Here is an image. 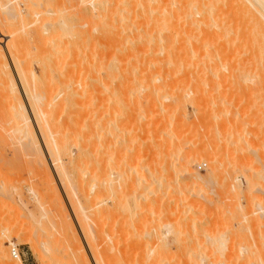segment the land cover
I'll return each mask as SVG.
<instances>
[{
	"label": "rangeland",
	"instance_id": "1",
	"mask_svg": "<svg viewBox=\"0 0 264 264\" xmlns=\"http://www.w3.org/2000/svg\"><path fill=\"white\" fill-rule=\"evenodd\" d=\"M44 1L45 0H29V1L28 0H0V31H2V33L5 32L4 34L8 35V36H3L0 33V37L2 38V41H4L3 39H5L8 42L7 43L5 41L7 46H8V49L6 50L7 51L6 55H8V56H6V58H8V59H5L6 62H8V63H7V67H5V69L7 71H9V73L7 71H6L7 72L6 73L4 68L0 67L6 73V79L4 77V79L6 80L5 81L2 77L3 73L0 70V72H1L0 74H1V77L3 79L2 81H0V238L2 239V241L4 243V248H6L7 251L9 252V255H11L10 256L11 257L10 263L14 264L19 259L18 257L15 258L11 253L12 247L17 246V248L19 249V251L22 254L20 259L23 261L24 264H43V263L44 264H87L86 261L88 263L89 262L91 263V259L93 262V257H94V260H96V263H98V264H264V86L262 85L263 86L262 87L261 85H259L261 81L257 80L259 78L258 77L259 74H261L258 72L259 71L258 67L255 68L256 67L255 65H254V67L252 66V64L257 63V62H253V61H256L260 56L256 55L255 57H258V58L255 60L254 56L250 57V55H249V54H251V52H253V50L255 48H258L256 46L258 44L257 43L258 41H256L258 38H257V36H255V38H254L253 37L254 35L252 34L253 33L252 30H254V31H256L255 35H258L257 30L254 29L255 27L251 26L252 24L251 25L250 24H247V25L244 24V27H245V25L246 26L250 25L251 27H249V28L254 27L249 33L247 31H245V34H247V35L242 34L244 37L240 36L241 34H238V31L240 30V32H241L242 28H239L238 31H236V30L233 31V29H231L232 32H237L238 35L237 34L232 35L233 33H231V30H230L229 33H231L232 37L228 38L227 34L225 36H226V38H228V40H226L225 36H224L225 39L222 37V41L226 40L225 42H221L219 40V38L221 39V37H218V40H219L218 43H220V44L225 43L226 45L231 43L232 45H234L233 38H234V42H235V40H236L235 38L238 36L237 37L238 43L235 42V45L237 44V47L236 46H234V47H236L237 50L240 48L241 49H240V51L236 50L237 52H234L232 55H230V57L227 58V60H229V61L232 60L234 63V64H232L230 61V68L227 67L229 65V63L227 64L224 59L222 60L221 58H219V57L217 58L215 56H214V59L219 60L218 62H220V59H221L222 65L221 64L220 65L223 67V70L227 72V69L229 68L228 70H229V73L231 75L228 72L227 73H228V76L230 75L232 77L236 76V75H234L235 73H233V71L235 70V68L237 69L235 71H238L239 64L237 62H240L241 67L245 72L243 74V72H242L243 70L242 71L239 70L240 71L239 74H241V72H242V75H243V77H242L241 75L238 74L239 77H236V78H240V76H241V79L238 80L239 83L237 82L236 78L235 79L233 78L234 79V81H233V79L230 76H229V78H227L228 76L226 77V75L224 76V71L222 72V67L219 64L217 66L218 62L214 59L213 60L210 59V57H208V58H209V61L210 60L212 61L211 65L214 66V63L216 61V63H215L216 69H214L213 73L216 70H217L216 72H218L219 71L218 68L220 69V67H221V72L223 74L221 73V74L217 75L218 77L220 76V78H218V79L219 80L221 79V81L217 80V77L215 75L214 76L215 81L217 80L216 81L217 84L215 85L216 82L215 81H214L215 83L213 82V80H214L213 75L214 74H209L210 72H212L210 70V71H208L209 73L207 76H204L202 74V73L205 74L207 72H200L199 73V74H202L203 76H200L199 74L195 73L199 77H196L197 75L193 74V75H195L196 78H198V82L197 81L194 82V79H193V81L187 80L188 81L187 82L185 80V77L187 76L185 74L186 72L181 69V66H180V69L176 68L177 67V65H176L177 61H175L176 63H174V60L178 57L179 58L178 62H179L180 57H181V56H177L178 51L175 50V49L179 50V53H180V49L182 48V46H181V48L178 47L179 49L177 48V45H178L177 43H179L177 41V39L180 38L179 36L181 35L183 37V38L182 37L181 38L183 39V41H185L186 39L184 40V38L186 36L188 37V35L185 33V31H183L184 25H183V30H181V28H182V27H180L181 24L179 25L176 22L177 20L175 18H174V20L173 19L171 20V17L170 18H160V19L157 18L161 25L156 21H155L156 23L155 22L153 23L156 16L159 17L158 16L159 14L157 12H156V14H154L155 11L152 12L151 16L152 17L154 16L155 18L153 19L150 17L152 20V21H150V19L146 18L147 17L146 13H148L150 11L149 10L150 7H148L147 5H143V4H142L143 6L141 5V6H135L134 7V5H132L133 0H131V1L127 0L126 2H124V0H123V2L125 4H122L121 0H84L83 2H81L82 0H65V1L64 0H46V2L43 3ZM128 1H130V3H128ZM148 1L149 0H147L146 2L149 5ZM171 1H173V0H170V2ZM146 2H145V4H146ZM17 4H18L19 8H18ZM56 4L58 6L59 5H61V6L58 7ZM115 4H116V6H115ZM117 4L120 6L123 5L124 7H126V10L124 11V12H126V15L121 14V15H123L122 17H124V15H125V18H122L123 20H121V21H120V17H116L117 10H118V8H120V6H118ZM126 5H128V6L130 5V6L127 7ZM66 6H68L69 10L64 9V8H67ZM144 6H146L145 9L142 8ZM77 8L79 10L78 13L76 12V11H78ZM146 9H148V11ZM171 9L172 8L170 7V11H171ZM19 10H22L23 12L22 11L18 12ZM58 10H60V11L62 10L61 12H63V13H64V10H65V12L67 10L70 11V12L67 11V13L63 14V17L68 16L67 18L69 21H71L72 23H76V25L73 24V26H75V27H73L69 23L72 26V30H71V26L69 25L70 26L69 32L64 31L66 26L63 28V27H61L63 25H60L57 23L60 21V19L62 20V18H63V17L60 18L61 16H59V15H61V13H59ZM80 10H82V11H80ZM136 10L138 12H136ZM104 11H106V12H104ZM127 11H128V13H127ZM108 12H110V13H108ZM137 13H141V14H137ZM85 14L87 15V19H85V16H86ZM109 14L112 17L113 16L115 17V18L113 17V19L115 21H113V20L110 21L109 19L110 18L112 19V17H110V16H109V19L107 18V16L105 17V15H109ZM137 15H138V17H137ZM143 15H145L146 17ZM82 17L85 19V21H84V19L82 20ZM144 17H145V19H144ZM104 18L108 19V20H105ZM128 18H129V20H128ZM139 18L142 22L139 21ZM142 18L144 19V21ZM161 19H163V20H161ZM81 20L86 23V25L83 26L84 30L87 31V32H85L86 34H83L81 30H80L81 32L78 31L77 30L78 27L76 29V26L79 25L80 22H82ZM146 20H148V21H146ZM169 20H171L172 23ZM1 21H2V23H1ZM106 21L107 22L109 21V24ZM110 22H112V23H110ZM133 22H136V23H133ZM173 22H174V24L175 23L178 24L177 25L178 28L180 27L178 29L175 26L174 29L181 30L186 35L183 34L182 32H181L182 34H180V32H179V36H178V33L177 34L175 33L178 31H174L173 27H171V26H173ZM127 23H128V25H127ZM151 23H152V25H151ZM179 23H180V21H179ZM111 24H113V25H111ZM136 24H137V26H136ZM166 24H168L167 26H169V24H170L171 28L170 27L167 28ZM133 25L135 27H133ZM118 26H120V27H118ZM122 27H124V28H122ZM144 27H147V28L149 27L150 29L149 28L146 29ZM240 27H242V26H240ZM66 28H68V27H66ZM164 28H167V29L165 30ZM233 28H236V27H233ZM249 28L246 27L245 29H249ZM62 30H63V32H62ZM149 30H151V31H149ZM167 30L169 32H171V31L173 32L171 35L172 37L175 35H176V37L170 38V33H169V35H167L168 34ZM196 30H198V29H195L192 32H190V35L194 31L196 33ZM74 32H76V33L80 32L81 35H79L80 33L75 34ZM136 32L138 33V35ZM111 33H114V34H111ZM163 33H165L167 36H169L168 40L165 39V37H163V36L161 38L162 40L163 39L166 40V41H162V42L166 43L164 45H166V46L168 45L167 46L168 49L166 50V48L164 47L165 50H163L164 48L162 49L163 45L161 43L160 46L158 45L159 52L157 51L156 53H158L157 54L158 56L161 55V53H162L161 60H160L161 63H162V60L164 58H166V59L163 62H165L166 60H169L168 62H170V63H171L170 57H171V60L174 59L172 61L173 66H176L174 68H172L173 67L172 65L169 66L168 64H170V63H168L166 61L167 64H166V62H165V65H164V63H162L163 66H165V67H166V65H168V67L165 69L164 67H162V64L161 65L159 64L160 61H157L158 59H160V57L158 58L156 55H153V57L155 58L154 59L151 56L152 55L151 54L152 53L151 48H152V51L157 50L156 45L160 44V42H158V41L160 40V37H161L159 35H161V34L163 35ZM195 33H193L192 36H194ZM229 33H228V35H229ZM70 34L71 35L74 34L73 37L70 36ZM122 34H123V36H122ZM152 35L153 36L155 35L154 37L156 40H154L153 37H152V39L150 38ZM231 35H229V36H231ZM119 36L121 37V39ZM144 36H146L147 39L148 38H150V39L147 40ZM134 37H135V39H134ZM190 37L191 36H189V38ZM194 37H191V38L194 39L193 40L194 44H196L197 40H196V37L195 38ZM247 37H248V39L251 37L253 39H255V40H253V44H254V42H256L255 43L256 45H254L255 48H250L251 50L249 49L250 53L247 52L248 51L247 48H249L247 46H251L248 43H246V41H245V40H248ZM181 38H180V41L182 42ZM242 38H245V39H243V41H242ZM59 39H61V40H59ZM124 39H125V41L122 42ZM69 40H72V41L74 40V42H76V43L74 44L72 41H69ZM187 40H189V39H187ZM191 40L192 39H190L189 41H191ZM195 40H196V42H195ZM65 41H66V44H65ZM80 41H82L81 43H83L82 44L83 46H80L81 45ZM130 41H133V42H130ZM147 41H148V43H147ZM189 41H185L184 43L182 42V44H184L186 46H191L189 44L188 45L186 44V42L193 44V42H189ZM244 41L246 44L244 43ZM250 41H252V40L249 39V42ZM67 42H68V44H67ZM126 42H128V43H126ZM59 43L60 44L62 43L61 44L62 46ZM137 43H138V45H137ZM154 43H155V45H154ZM250 43H252V42H250ZM58 44H59L60 48L58 47ZM73 44L76 46L75 49H76V51L78 50L77 51L78 54L76 53L75 49H74V51L72 50L74 47V46H72ZM124 44H126V45H124ZM144 44H145V48H147V49H144V46H141ZM152 45L156 46V49L154 47H152ZM171 45H173V47H174V45H176L175 46L176 48L174 47V52H173V48L169 47ZM242 45H247V46H245L246 47L245 48ZM69 46H70V48H69ZM77 46L82 48V50H83L82 53L80 50L81 48L78 49ZM125 46H127V47H125ZM178 46H180V45H178ZM83 47H84V49H83ZM148 47L150 48V51H148V49H149ZM238 47H240V48H238ZM67 48H69V49H67ZM169 48H171L173 54L171 53V50ZM245 49H247V50H245ZM242 50L244 52L246 51V53H243ZM59 51H60V56H62V58L60 56H57V55H59L58 54ZM71 51L75 52V54L78 56V59L74 58V56H76V55H73V52H72V55H73L72 59H75L76 63L78 61L79 63H77V64H79V66H81V67H79L76 64V68L75 67L74 68L72 67L73 69L71 68L70 64L72 62L68 57L71 55L70 54ZM165 51H167V52H165ZM10 52L12 53V55ZM68 52H70V53H68ZM138 52L140 55L138 54ZM153 52H155V51H153ZM164 52L167 54L164 56V58H162ZM241 52L243 54H247V53L248 54H247V56H245V55L243 56V54H241ZM64 53H66L67 55ZM169 53L172 56H170ZM236 53L238 54L239 57H236L237 56ZM256 53L258 54V51H256ZM68 54H70V55H68ZM79 54L81 55V58H80ZM240 54L242 55V57H244V59H245V60L243 59L244 61H246V59H247L246 62H244L242 59H240V57H241ZM254 54H255V52H254ZM10 56H12V57H10ZM105 56H106V58H105ZM112 56H114V58ZM144 56H146V57H144ZM155 56L157 57V59ZM70 57H72V56H70ZM111 57H112V59H111ZM148 57H150V58H148ZM85 58H86V60H85ZM99 58H101V60H104L105 62H106L105 59L108 60L106 62L107 65L102 66V68H105L104 70L103 69L101 70V65H103L102 63H104V61L103 62L100 61ZM146 58L151 63L148 62ZM212 58H213V56H212ZM250 58L252 60V61L250 60L252 63H250V61H249ZM53 59H54V61H53ZM61 59H63V60H61ZM64 59L66 62L64 61ZM80 59H82V61L84 60V62H82ZM94 59L98 60V64H95L97 62H95ZM113 59H115V60H113ZM13 60L16 64L14 62H13L14 64L12 63ZM68 61L70 63L68 64V67H66L65 64ZM136 61H138V63ZM144 61H146V62H144ZM154 61H155V64H154ZM223 61H225V62H223ZM61 62L64 64V66L59 65V64H62ZM110 62H111V64L109 65ZM130 62H132V63H130ZM152 62H153V65H152L153 68H156V70L154 69L155 70L154 72L157 71V73H152V74L157 75L156 76L157 78H158V76H159V78H163L165 75L167 76V74L170 73L169 71L171 68L173 70L170 74H168L170 77L171 76L173 77L174 75H175L174 77H176V76L178 77L179 70H182V72L180 71L179 77H181V73L185 72L184 73L185 75L183 74L184 77L182 76L183 77L182 80L184 81V83L186 82L185 88L187 90L185 88L178 90V91H180V93L183 91L181 93L183 95L177 94V95H179V98H177V95L174 94L177 92L174 89L172 90L171 87H168L166 90L159 93L160 90L162 91V88H161V89H159V92L158 91L157 92L160 95H162L161 96L162 97L161 98V103H162L161 105L162 106L160 105V103L158 104L157 102L155 103L156 105H149L148 104L149 103L148 95L150 94L149 93L150 89L146 88V87H149L147 84L148 81H147V79H145L143 77L144 75H141L143 80H142V78L139 79L140 76L135 75V74L139 73V70L141 69L139 66L137 67L138 72L135 71L134 68L136 69V66H135V64H136V65H140V66L143 65L142 68H144V69L145 68L147 69V67L150 69V65L152 64ZM81 63H84L87 65L88 68L85 66L87 68V71L85 70L86 69L85 67H84L85 69L82 68L84 66V64H81ZM141 63H143V64L141 65ZM144 63H146V64L150 63V65H148L146 67V64L144 66ZM223 63H226V64H224V66H226L227 68L223 66ZM258 63H259V61H258ZM73 64H75L74 61H73ZM73 64H71V65L73 66ZM120 64H122L124 67L122 65H121L122 66L121 67ZM209 64H210V62H209ZM231 64H232V66H231ZM5 65H6V63H5ZM96 65H98V66L100 65V67H98L97 70L98 69L101 70L100 73L103 76L105 75V70L108 72V71H110L111 68H112L111 71L114 68V70H113L114 72H112L113 75L115 74V71H116L117 76L120 75V77H117L118 80H116L117 79L116 74H115L116 79H113L114 77L112 78V76H113L112 74H111L112 76L109 75L107 77V75L109 74L108 73L104 77L105 78L107 77L109 80L102 77L103 80H105V81L104 82L100 81V83H105V84H100L98 81L100 79L98 78V80H97V77L94 78L96 73L98 72L97 70L96 71L93 70L94 67H96ZM248 65H250L249 68H248ZM15 66H16V69H14ZM116 66L120 67L121 69L126 67L127 69H122L120 71V68H117ZM127 66L128 67L130 66L129 67L130 69H128ZM233 66H235V67L233 68L234 70L232 71ZM57 68L61 69V70H57ZM65 68H67L66 72H68V75L65 74V77H64V73H63L64 71L63 70H65ZM68 68H70V70L72 69L74 76H76V74L78 75L77 78L80 79V81L77 79V82H75L74 79H76V78L74 77V79H73V77H70L72 75V73H71V75H69L70 70ZM90 68L94 72L92 73L90 71L91 74L87 73L88 75H86V76H88V78L84 77V71L86 74V72H88L89 71L88 69H90ZM153 68H152V71H153ZM160 68H161V71H163L162 70L163 68L166 71V74H164L163 76L161 75L162 73H160L161 72ZM175 68L177 69L176 72H178V74L175 72V70H176ZM247 68H248V70H247ZM74 69L75 70L77 69L76 73L74 72ZM11 70H13V71H11ZM14 70L15 71L17 70V72H15ZM55 70H56V72H55ZM78 70L81 71V72L79 71L80 72L79 74H78ZM124 70H125V72L123 73L124 74L123 75L122 72ZM129 70L135 71L136 73H134L132 71L129 72ZM252 70H253L254 74L251 72ZM255 70L257 72H254ZM61 71H63L62 72L63 75L61 77H64L62 79V80H64L63 84H62V81L59 82L61 80V78H59V76H60L59 74L61 73ZM127 71L130 74L128 73L127 75H125ZM141 71H142V69L140 70V72ZM149 71L152 72L151 70H149ZM165 71H163V72H165ZM173 71H174V73H173ZM231 71H232V73H231ZM246 71H249V72L246 73ZM5 73L3 75H5ZM147 73H148V69H147ZM218 73H220V71ZM218 73H216V74H218ZM250 73H252V74H250ZM89 74L90 75L94 74V75H92L93 77H90ZM101 74L98 73L97 76L101 78V76H102ZM142 74H144V72ZM189 74H188V76H189ZM246 74H250V76L247 77ZM79 75H80V78H79ZM122 75L124 77L127 76L125 78L126 79L125 81H127L128 83H129V78L131 77L130 75L133 76L130 78V81H132V78H134L133 79V81H134L137 76H138V78H136L135 81H137V80L138 81L136 84H133V85H131L132 83L130 82L129 83L130 85H129L127 82L123 81L124 79H123ZM154 75H153V78L155 77ZM160 75H161V77H160ZM193 75L191 74V79L194 77ZM254 75L256 76V79H255ZM67 76L69 79L72 78L73 79L72 81L79 84V85L77 84L76 87L77 86H78V88H80V87L82 88V86L83 87L84 86L89 87V86H86V84L89 83L91 86L90 88L94 89V92H96V94L98 93V94L102 95V97L104 96L103 98H105V96L107 97L106 103H107V101H109L107 103L109 105L107 106L105 104L107 106L106 107L105 105L102 104L101 105L102 107H100V109L102 108L101 110H103L104 106H105L106 108L104 110L107 111L106 109H108V107L110 106L109 111L111 112V114H113V115H109L110 114L109 111H108V113L107 112L102 113V116H105V117H103L104 121H105V119L108 118L106 120L107 123L105 121V125L107 126L108 123H110L109 124L110 129H106L109 127H106V128L104 127V129H103V127H102V126H104L103 125L104 121H103V124L101 126V131L103 130L104 132L107 133V135L109 132H111V134L113 135L112 131L115 133L114 137L112 135H110V133H109L110 137H112V142L110 140V137H108V139H107L108 141H106V140H105L106 142L104 141V144H106L108 142L109 150L111 148H113L116 144H117L116 147H118L119 145L123 146L124 145L123 142H125V140H127V139H129L131 141V139L134 138V136L132 134H134V133H136V131H138L136 133L138 136L136 134H134L135 135V138H134L135 141H133V143L132 142L130 143L127 141L128 144L126 145L127 142H125V145L123 146V148H121L120 146L118 147L120 149H124L125 146H127L126 147L127 150H130L131 152L134 151L135 154L128 151V154L129 153H130V155L133 154L132 155L133 159L131 158V156L127 157L128 154L125 155V158H124V156L122 154L124 151H122V150L118 151L117 148L116 149L113 148L116 151L112 152V150H111L112 153L116 152L118 154V152H119L120 154L118 156L119 158L115 162L113 161V164H112V162H110V161L114 160L115 156L113 158L112 154H111V156L109 154L111 152L107 153L108 150L106 148H108V147H106V145L108 146V144H106L105 147L102 146V148L104 147L103 149L104 150L106 149L107 151L103 150V153L100 154V157H101L100 159H103V157L101 155H103L105 153L107 154V156L104 155V157H106V158L109 157V159H110L108 161L109 166H108V164L107 165L103 164V165H105L104 166L105 168H106V166H108L109 168L108 167L107 168L111 170L110 171L107 169L108 172L110 171L112 173L119 172L118 171V170H120L118 168L119 166L120 167L122 166V168L127 169L126 165H128L130 163V161L128 163L127 160L132 159L133 162L131 160V164L132 165L135 164V166L134 167L132 166L131 171H133L134 169L137 170V168H138V171H135V172L133 171L132 174L130 172L131 177L133 179H134V177H136L134 179V181L136 182V186H138V187H140L139 185H141L142 187L143 186L145 187V185L146 184L148 185V183H149V185H153L152 187L150 186L148 188L152 189V190L154 189L153 190L154 194H152V196H155V197H153L154 199L156 198L157 195H159L160 190H161L160 193H162L164 186L166 184H168L167 182H169L167 187L165 186L166 187L165 190H168V191H165L166 192L165 193L163 190V192L165 193V196H164V194H163V196H164V198L166 197L163 202H165L166 207H167V208H165L166 211H164L163 215H161L157 209H156L157 211L156 210H153V211L149 210L148 211L145 208V209H143L144 211L146 210L144 212L143 210H141L139 205H138V207L140 209L138 210L136 208L137 206H134L136 204H134V205L131 204L133 201L131 202V201L126 200V197L123 198L125 201L123 199L121 201V198L117 199L115 196H113V198H112V195L109 196L110 191H108V193H106L107 195L104 196V198L100 197V196L98 197V195L96 196V191L98 192V190H99V188H97L99 186V184H98V186H96L97 184H95V183H99V179L96 177V169H98L97 166H99V165H97L98 163L96 164L95 161H97V158L99 155L97 156V158H95L96 155H95V153L93 154V155H95L94 158L96 160L95 161L90 160L93 163L95 162L94 164L93 163L91 164V162L88 159V158H90V156L87 157L88 155L83 154V155H85V157H83V156H80V153H82V152L79 153V151H81V149H80L81 145L84 144V142H83L84 139L78 141L80 139L79 138L80 132L78 130L81 128L80 126H82L83 123L85 124L84 115L81 117L80 115L75 113L76 115L75 114L74 115L76 118L72 119L71 117H69V111L68 110H67L68 112H65L66 110L63 108L57 109V105H54V104H56V102L53 104L54 99L56 98L55 95L63 96V92H62L63 89L60 88L61 85H64L65 88H66L67 84H69L67 86L68 88H69V86L72 87V85H73V82L71 81V79L69 80L70 83L68 82V83L64 84L65 82L68 81ZM166 76H165V78L167 79L168 76L167 77ZM9 77L10 78L13 77L12 78L13 80L10 79ZM147 77H148V75H147ZM174 77L167 79V81L168 80L173 81V82L178 81L179 77L178 78L176 77L177 79ZM202 77H204L205 79H206V77L211 78L210 80H208V78H207L206 81H208V82L212 81L211 83L215 85L212 88L216 87V89L214 88L212 90V88H211L212 85H210V86H208V85L206 86V84L202 85V83H203V82H201V80L203 79ZM120 78H122V79H120ZM148 78H150V77H148ZM159 78H158V80H159ZM199 78H201V79H199ZM222 78H223L225 84H222ZM230 78L232 79L231 81H230ZM245 78H246V80H245ZM84 79H86L87 81L89 79L90 81H88V82L86 81L87 83H84L85 82ZM110 79L111 80L113 79L112 82H110ZM144 79H145L146 83L141 85L142 82H140V81L142 80L143 82H145ZM164 79H161V82L164 83L166 81V79L165 80ZM172 79H176V80H172ZM186 79H187V77H186ZM205 79H203V81ZM226 79H227V82H226ZM95 80H97L96 82L99 83L98 86L104 85L105 87L109 86L113 82L115 83V81H117V84L114 85V86H116L122 80L124 83L128 84L129 88L132 90H129L127 88L128 86L124 87L123 85H126V84H124V83L121 84L122 81L120 83V86H121L120 91H119V88H120L119 86H116L119 88H114V86L112 87V88L116 89V91L114 93L117 95L119 94L118 96L120 98H123V100H122L123 102L121 101V103H120L119 101H115V99L117 97H116V95H114L115 98L113 101L120 103V104L115 105L116 107H118V108H116L113 106L112 99H109V97L111 98L113 95H111V93L106 94V92H109V89H112V88H109L110 87L109 86V87H106L107 90L106 89L104 90V88L101 86V88H103V91H97V89L95 90V88H93L94 86L95 87L97 86ZM106 80L110 82V83L108 82L109 85L106 84L107 83ZM155 80L156 79H154V82H155ZM158 80H156L155 83L156 84H162L160 81L158 82ZM182 80L181 81L179 80V82H182ZM199 80L201 82V87H200L201 94L199 93L200 92L199 90H198L199 92L197 91V89L199 87L193 86L194 83H200ZM254 80L256 82H254ZM240 81L242 83H240ZM244 81H246L247 83ZM80 83H81V85H80ZM152 83H153V81H152ZM155 83H153V84H155ZM187 83H189V84H187ZM55 84H56V86H55ZM138 84H140V85L138 86ZM240 84H242V86H243V88H241L242 86L240 87L241 89H239V87H238ZM261 84H263V82H261ZM162 85H164V84H162ZM218 85H219L220 89H218ZM58 86H59V88H58ZM122 86L125 89H128L127 91H129V93H126V95H125V92H127V91L126 90L124 91ZM132 86H133V88H131ZM140 86L141 87L143 86V89L146 88V90H145L146 93L144 91H142V88H140ZM144 86H145V88H144ZM156 86H158V85H156ZM205 86H206V89L204 88ZM226 86H228V89ZM249 86H251V87L249 88ZM73 87H75V84ZM99 87H97L98 90H100ZM194 87L195 88L197 87L196 91L201 95L202 98L199 97L197 100L198 96L197 97L195 96L197 93L196 94L193 93L195 89L192 90V88H194ZM207 87H208V89H207ZM229 87H231V88H229ZM258 87L261 88L262 90L259 89ZM136 88H137V90H136ZM170 88H171V90H170ZM188 88L190 91H188ZM223 88H224V90H223ZM163 89H165V87ZM252 89H254V90H252ZM202 90H204V91L202 92ZM215 90H217L218 93ZM246 90L250 93H248ZM7 91H9L8 93L10 94V96L13 95V96H11L9 102H11V103L14 102V104L17 103V105H16L17 107L21 103L18 107V108H20L18 111H23L24 113L27 111L26 114L28 115L27 116L28 118H26L27 120H24V121H26L25 123L23 122V118L21 119L18 116L14 115V113H13L14 110H12L13 106L10 107L13 104L10 103L11 104L10 105L8 100H7V99H9V97L6 96ZM60 91L62 92V95L59 94V93H61ZM112 91H114V90H112ZM191 91H193V92H191ZM211 91H213V93ZM4 92L6 93L5 94L6 99L4 96H2L4 94ZM102 92H103V94H102ZM120 93H122V94H120ZM144 93H145V96H144ZM216 93L218 95H216ZM191 94L192 95L194 94V95L192 96ZM213 94H215V95H213ZM121 95H123V97ZM160 95H157V97ZM181 96H182V98H183V96H186V98L184 97L183 99H181ZM12 97H14V98L12 99ZM168 97H170V98H168ZM210 97L212 99H210ZM164 98H165V100H164ZM4 99L6 100L5 104H4ZM11 99L13 101H11ZM184 99L186 100V103H185ZM189 99L192 103L190 101H188ZM195 99H196V102L198 104H196V102H194ZM199 99L202 100L201 101L202 103L199 102L200 101ZM209 99H210V101H208ZM217 99H219V100H217ZM56 100L58 101V99H56ZM139 100L141 101V104H140ZM182 100H184V101H182ZM181 101L184 103H182ZM110 102H111V104H110ZM177 102H178V104H177ZM103 103H105L104 100H103ZM172 103H173V105L176 104L174 107H176L178 105L176 107V110L175 109H173L174 111L171 110L173 114L170 112L171 115L169 114V116H168V117H170V120H169V122L166 120L167 124H164L163 120H162V124H161V122H159V121L163 117L162 115H164V113L166 112L163 110V106L164 107L165 106L171 107L170 105H172ZM221 103H222V106L220 107ZM7 104H9L10 106ZM22 104L26 108L25 111H24V109H25L24 107H23V109H21ZM123 104H125V105H123ZM81 105H79V106L82 108ZM118 105H120V106H118ZM83 107H85V106H83ZM113 107H114V109H113ZM123 107H124V109H123ZM129 107L133 108L136 112H134V110H133V113H132V109ZM139 107H141V108H139ZM202 107L204 108L205 111H203ZM218 107H220V109ZM81 108H80V111H82ZM85 108L84 109L82 108L83 112H84ZM87 108H88V106H87ZM89 108H90V106H89ZM126 108L131 109V110H129V112L131 111L132 115L136 114V113L137 114L130 116V113L126 112L127 111ZM160 108H162V110ZM177 108H179V109H177ZM208 108H209V111H208ZM212 108H213V110H212ZM197 109H198V111L201 110V112L196 111ZM228 109H229V111H228ZM101 110H100V112H101ZM138 110H141V111L138 112ZM180 110H181V112H180ZM11 111H12V113H11ZM114 111H116V112H114ZM117 111H118V113H117ZM175 111L177 114L175 113ZM216 111H217V114L219 113L218 115L215 113ZM122 112H123V114H122ZM209 112L211 113V115L209 114ZM221 112L222 113L224 112V115H222ZM232 112H234V114ZM19 113H21V112H19ZM66 113L68 114V116L65 115ZM194 113L196 115H194ZM114 114H115V118L117 120H120V121H116L115 118L112 119V117H114ZM124 114H129V115H124ZM227 114H229V115L227 116ZM144 115H145V117H144ZM156 115H158V116H156ZM204 115L206 117H204ZM236 115H237V117H235ZM79 116L81 118V120H80L81 125L79 124L80 123L79 122L78 123L79 127H76L74 125L77 124V122H78L77 117H79ZM154 116L157 118H155ZM172 116H173V118H172ZM224 116L226 119H224ZM125 117H127V119L129 117L128 122L126 121ZM151 117H153V118H151ZM168 117H166V119H169ZM80 118H78V119H80ZM124 118H125V123H127V125L125 124L126 128L124 126H121L124 123V121H123ZM111 119H112V122H111ZM156 119H158V120H156ZM182 119H183V121H182ZM74 120H76L77 122H75ZM113 120H115L116 122L114 121V123H113ZM151 120H152V122H151ZM227 120H230L229 122H231V123L233 122L234 124L229 123ZM67 121H71V122H67ZM122 121H123V123H122ZM153 121L155 123L157 121V123H156L157 125H156V127L153 126V128H152V125H155ZM64 122H65V124L67 123L66 128L64 126L65 125ZM72 122H74V123H72ZM120 122L122 123L121 125H119ZM174 122L176 124H174ZM60 123H61V125L59 126ZM70 123H72L70 125V128H67V127H69ZM111 123L115 125L116 129H117L116 124H117V126L119 125L121 128H123V131H122L123 133H121V132L117 133L118 131L121 130V129L118 130L119 128L117 130L114 128V130L110 131L114 127V125H113V127L111 126ZM146 123L149 126L151 125V127L148 128V126L145 125ZM158 124H160L161 127ZM170 124L172 127L170 126ZM175 125H177L176 128H175ZM230 125H232V126H230ZM57 126H59V127H57ZM62 126H64V128ZM60 127H61V129H60ZM143 127L146 129H144ZM157 127H158V129H157ZM77 128H79V129H77ZM151 128H152V132H151V130H149ZM124 130H126V131H124ZM145 130H147L146 135H145ZM153 130H155L157 133ZM159 130L163 131V133H161ZM115 131H117V132H115ZM130 131H132L133 133ZM166 131H168L169 133L168 132L166 133ZM72 132H74L75 136L70 135V133L72 134ZM102 132H101V134L104 133V132L103 133ZM125 132H126L127 136L125 135ZM129 132L131 133L130 135L132 136V137L130 136L131 139L128 138ZM140 132L143 133L144 135H142ZM149 132L151 133L150 137H149L150 134H148ZM118 134H120L124 139ZM25 135H27L28 140H29V137H31V136H32L31 138H34V141L33 140L32 141L35 142L36 144L34 145V143L32 142L31 146L34 145L36 148L28 146L29 149H27L28 147H24L23 143H25L27 140V137ZM76 135H77L78 139H77ZM103 135H102V137H104ZM106 136L104 137L105 139L107 138ZM144 136H146V138H144ZM147 136L149 138H147ZM165 136H167V137L165 138ZM74 137H75V139H74ZM116 137L120 139L119 142H118V140L116 141ZM138 137H141V144L139 143ZM113 138H115V141H113ZM136 138H137L138 142H136ZM143 139H149V140H147L148 142H146ZM109 140L111 143H113V144L116 143V144L113 145V147H111L110 146L111 143H109ZM168 140H169V142H168ZM160 141L161 142L164 141L165 142V143L163 142V144H165L164 146L165 147L168 146L169 148L168 147L164 148V146L162 145V143H160ZM174 141H176V143ZM210 141L212 142V144L210 143ZM217 141H219V142H217ZM149 142H150V144H149ZM78 143L80 146L77 145ZM134 143H137L138 147ZM143 143H146V145ZM158 143H160L161 145H158ZM180 143H184V145L180 144ZM129 144H132V145H129ZM172 144L175 147H173ZM177 145H179V146L181 145L182 149L179 150L178 148H181V146L177 147ZM131 146H134V148L132 147L133 151L131 150ZM140 146L141 147L143 146V147L141 148ZM144 146H147V147H144ZM156 146H159V147L157 148ZM64 147H67V148L63 149ZM152 147H153V149H152ZM58 148H60L59 151H58ZM63 150H66L65 151L66 153ZM127 150L125 152H127ZM141 150H143V151H141ZM160 150L163 152V155H162ZM182 150H183V152H182ZM68 151H70L72 153V155H74V157H72V155H70L71 153L67 154ZM180 151H181V155L178 154ZM185 151H186V153H185ZM90 153H91V156H93L92 152H90ZM90 153H88V154L90 155ZM49 154L51 155V157H52V154L54 155L52 157V159H50ZM59 154H60V156H64V157H62L63 159L58 162L57 158L60 157ZM115 154H113V155H115ZM117 154H116V157H117ZM177 154H178V156H177ZM143 155H145V156H143ZM75 156H78L77 158L83 157L82 158L83 160L82 159H75ZM151 156L152 157L156 156V157L152 158ZM162 156H164V157H162ZM180 156H183V158H181ZM68 157H69V159H68ZM86 157H87V159H86ZM136 157H137V159H136ZM147 158L155 159V160H149L150 162L148 163L150 165V167H152L151 170L153 169V167L154 168L157 167L156 169H154L155 171L152 170L154 173H152L151 170H149L150 167L148 164H147L148 165L147 167L149 169L146 168V165L143 166L145 164V160ZM166 158H168V159H166ZM71 159H73V160H71ZM84 159H86V161ZM87 160H88V163H87ZM107 160L108 159H106V161ZM137 160H139V161H137ZM74 161H76V163ZM104 161H103V163H104ZM117 161H119V162H117ZM153 161H155V162H153ZM162 161H163V163H162ZM179 161H181L183 165ZM146 162H148V160H146ZM185 162H187V164ZM54 163H56V164H54ZM58 163L60 166H58ZM124 163H125V165H124ZM139 163L141 164V167H140ZM142 163H143V165H142ZM150 163L152 164V166ZM155 163H158V165ZM164 163H166V165ZM95 164L97 166L94 167L93 165H95ZM111 165H112V167H111ZM130 165H128V167ZM165 166L168 170L165 168ZM54 167H56V171L58 170V174L56 173ZM139 167L141 169H139ZM143 167L145 169H148L149 173L148 172L147 173L150 176L155 177L156 179H153L152 177L151 178L148 177L147 176L148 174H147L145 176L143 175L144 176L143 178H140V179H143L144 182H142V180H141L139 183V176L141 175V177H142V170H143V172H145ZM159 167H160V169H159ZM161 167L162 168L164 167V168L162 169ZM171 169H173V170L171 171ZM107 170L105 171L107 173V175L111 174V173H108ZM159 170L161 173H159V174L157 173V176L156 175L153 176V174H156V172L157 171L159 172ZM169 170H170V172H169ZM174 170H176V171H174ZM66 173H68V174L66 175ZM164 173H166L167 175L165 174L166 176H164ZM169 173L173 176V179H172V176H169ZM130 174H128V175L130 176ZM133 174L136 176H134ZM145 174H146V172H145ZM67 176H69V177H67ZM110 176H106V178H110ZM146 176L148 177V180L149 179L153 180L152 183H156L157 180L159 179L158 185H156L157 183L155 185L151 184L150 181L148 182V180L145 181V178L147 179ZM167 176H169V179L167 178ZM65 177L67 180L66 179L64 180ZM157 177H158V179H157ZM160 177H162V178H160ZM164 177L166 179H168V181H165L166 179H164ZM126 178H128V177H126ZM78 179H79V182H78ZM80 179L83 180L84 185L82 183V180H80ZM174 179L177 182L180 181L181 182V183L179 182L180 185H178L179 183H176V181ZM136 180H138V182ZM64 181H66V182H64ZM86 181H88V182H86ZM182 181L184 182L183 185H182ZM67 182H68L67 185L70 187L66 186ZM77 182H78V184H75ZM85 182H86V184H85ZM145 182H146V184H144ZM171 182L173 183V187L171 185ZM189 183H191V185ZM74 184H75V186L77 185V187L73 186ZM163 184H164V186H163ZM174 184H175V186H174ZM82 185H83V187H82ZM71 186H73V187H71ZM95 186H96V188H95ZM161 186H163V187H161ZM181 186L184 187V189H182ZM170 187H172L171 188L172 190L170 189ZM70 188H71V190L74 191V193H73V191H72V193L71 192L69 193ZM74 188H76V191ZM175 188H177V189H175ZM169 189H170V191H169ZM180 189L183 192H181ZM155 190H156V192L159 190L158 194L155 192ZM79 191H80V193H79ZM86 191H87V193H86ZM178 191H179V193H178ZM82 193H83V195H82ZM87 194H88V196H87ZM171 194H173V195H171ZM176 194H177V196H176ZM89 195H91V196H89ZM106 197H108V200H106L107 199ZM168 197H171V198H168ZM114 198H116V199H114ZM175 198H177V200ZM173 202H175V203H173ZM155 203H157V202H155ZM129 205H131L132 207ZM123 209H124V212H123ZM144 216H146L147 218H145ZM131 219H133L134 223L130 222V221H132ZM137 219H138V223L136 222ZM142 219L143 220L145 219V221H147V220H149V221L147 223L145 222V224H140L139 220H142ZM60 221L64 227L60 226V224H59ZM62 221H64V222H62ZM75 223H76V225L78 224V228L75 227V225H74ZM134 224L135 225H137V224L142 225V228H141V226L138 225V227L140 229L139 228L137 229L136 228L137 226H134ZM68 226H70V227H68ZM165 226L168 227V229H166ZM131 227H133V228L135 227V228L133 229ZM79 228H81L83 231L81 232V230ZM57 230H58V232H57ZM66 231H68L67 233L71 236L73 243L69 244V243L64 242L62 235L59 234V233L66 232ZM164 232H165V234H163ZM30 235L34 236L37 239L39 238V240L41 242H43V241L45 242V245L39 246L40 250L42 251L41 257L34 254L33 251L31 250V246L29 244H27V238L30 237ZM111 237H114V238H111ZM115 237H116V239H115ZM85 238H86V241H85ZM81 239H82V241H81ZM111 239H113L114 241L111 242ZM83 240H84V242H83ZM11 242L13 243V246H12V244H10ZM95 244H96V247H95ZM121 253H122V255H124L125 260H124V258H121V256H122ZM0 264H6V263L0 259Z\"/></svg>",
	"mask_w": 264,
	"mask_h": 264
},
{
	"label": "bare ground",
	"instance_id": "2",
	"mask_svg": "<svg viewBox=\"0 0 264 264\" xmlns=\"http://www.w3.org/2000/svg\"><path fill=\"white\" fill-rule=\"evenodd\" d=\"M29 1V0H28ZM65 1V0H64ZM63 1V2H64ZM84 0H82L81 2H83ZM127 0H124V2H126ZM131 1V0H130ZM130 1H128V3H130ZM147 0H133L132 2V5H134V7L135 6H141L142 4L143 5H147L148 7H150V13L148 12V13H146L147 15V17L145 16V15H143V16H145L147 19H150V21H152L151 20V18H155L154 16L152 17L151 16V14H152V12H154L155 11V13L154 14H156V12L159 14L158 16L159 17H157L156 16V18H155V20L153 21V23L156 21V22H158L159 23V21H158V19L157 18H170L171 17V20L173 19L174 20V18L177 20L176 22L180 25L181 24V26L180 27H182L181 28V30H183V25H184V30L183 31H185V33L188 35V37L186 36L185 38H184V40L185 41H189L190 39H192L191 41H189V42H193V44H191V43H188V42H186V44L188 45H191V46H186V45H184V44H182V42L184 43L185 41H183V37L180 35L179 36V32H180V34H185L183 31H181V30H178L179 28L177 27V23H175L174 24V22H173V26H171V27H173V29L175 28V26L178 28V29H174V31H178V32H175L176 34L178 33V36L182 39V42L180 41V38H178L177 39V41L180 43H177L178 45H180V46H178L177 45V48L179 47V48H181V46H182V48L180 49V53H179V50H177V49H175L176 51H178V55L177 56H181L180 57V61L178 62V57L174 60V59H172L171 60V57H170V61H171V63L170 62H168L169 60H166L168 63H170V64H168L169 66H173V64H172V61L174 60V63H176L175 61H177V63H176V65H177V67L176 66H173L172 68H174V67H176V68H179L180 69V66H181V69L182 70H184L183 72L187 75L186 77H187V79H186V77H185V80L187 81H189V80H191V81H193V79H194V82H198V78H196V77H199L197 74H199L200 72H207V73H202L204 76H207L208 75V71H212V72H210L209 74H214L213 75V77L216 75V77H217V80H219L218 78H220V76L218 77L217 75H219V74H221L224 70H223V67L221 66L222 64V62H221V59L223 60H225L226 61V63L228 64L229 63V65L227 66V67H229L230 68V61H231V63L232 64H234L233 63V61L232 60H227V58L228 57H230V55H232L234 52H237L238 50L240 51V47H238V48H240V49H238L237 50V44L235 45V42H237V37L235 38L236 40H235V42H234V38H233V43H234V45H232L231 43L230 44H225V43H223V44H220V43H218L219 42V40L221 41V42H225L226 40H228V38H230V37H232V35H235V34H237V32H232V30L231 29H233V31L234 30H236V31H238L239 30V28H242V30H241V32H240V30L238 31V34H241L240 36H243L242 34H244V35H247V34H245V31H247L248 33L254 28V29H256L257 30V33H258V35H255V32L256 31H254V30H252V34L254 35L253 37L255 38V36H257V40L256 41H258L257 43V45L255 44L256 42H254V44H253V40H255V39H253L252 37L251 38H249L250 40H252V41H250V42H252V43H250L249 42V39H248V37H247V39L248 40H245L246 41V43H248L249 45H251V46H247V45H242V46H247V47H249V48H247L248 49V53H250V51H249V49L250 48H255L254 47V45H256L258 48H255L254 50H253V52H251V54H249L250 55V57L251 56H256V55H258V56H260L259 58L258 57H255L254 59L256 60L257 58V60L256 61H253V62H257L256 64L254 63V64H252V66L254 67V65L256 66L255 68H257L258 67V69H259V73H261V74H259V78L261 79H257V80H259V81H261V82H263V84H261V82H260V84L259 85H263L264 86V0H173V1H171L170 2V0L168 1V0H149L148 1V3H149V5L147 4V2H146ZM46 2V0L43 2V3H45ZM52 2V1H51ZM123 2V0H121V3L122 4H125ZM145 2H146V4H145ZM49 3V2H48ZM58 3V2H57ZM66 3V2H65ZM117 3V2H116ZM59 4V3H58ZM77 4V3H76ZM81 4V3H80ZM84 4V3H83ZM57 5V4H56ZM73 5V4H72ZM78 5V4H77ZM118 5V4H117ZM142 5V6H143ZM17 6H18V4H17ZM58 6V5H57ZM61 5H59L58 7H60ZM82 6V5H81ZM115 6H116V4H115ZM118 6H120V5H118ZM123 5H121L120 6V8H118V10H117V13H116V17H120V21L121 20H123L122 18H125V15H126V12H124L125 10H126V7H122ZM127 7H129L128 5H126ZM67 8H64L65 10L66 9H68V6H66ZM72 7V6H71ZM170 7L172 8L171 9V11H170ZM15 8V7H14ZM18 8H19V6H18ZM56 8V7H55ZM79 8V7H78ZM78 8H77V10H78ZM142 8H146V6H144V7H142ZM59 9V8H58ZM76 9V8H75ZM116 9V8H115ZM120 9V10H119ZM174 9V10H173ZM65 10H64V13L63 12H61L60 10H58L59 11V13H61V15H59V16H61L60 18H62L63 17V14H65V13H67V11L69 10H67L66 12H65ZM73 10V9H72ZM135 10V9H134ZM142 10V9H141ZM147 11H148V9H146ZM20 11H22V10H19L18 12H20ZM75 11V10H74ZM80 11H82V10H80ZM108 11V10H107ZM23 12V11H22ZM68 12H70V11H68ZM77 13L79 12V10L78 11H76ZM84 12V11H83ZM104 12H106V11H104ZM111 12V11H110ZM110 12H108V13H110ZM115 12V11H114ZM121 12V13H120ZM123 12V13H122ZM136 12H138L137 10H136ZM167 12V13H166ZM73 13V12H72ZM71 13V14H72ZM120 13V14H119ZM127 13H128V11H127ZM131 13V12H130ZM81 14V13H80ZM107 14V13H106ZM119 14V15H118ZM121 14H125L124 15V17H122L123 15H121ZM137 14H141V13H137ZM56 15V14H55ZM73 15V14H72ZM78 15V14H77ZM82 15V14H81ZM86 15V14H85ZM104 15V14H103ZM107 16V18L109 19V16L110 17H112L110 14L109 15H105V17ZM142 16V17H143ZM68 16H64L63 18H62V20L60 19V21L59 22H57L58 24H60V25H63V26H61V27H68V28H66L65 27V29H64V31H66V32H69V30H70V26L72 25L73 26V24L74 25H76V23H72L71 21H69L68 20V18H67ZM71 17V16H70ZM84 17V16H83ZM82 17V20L84 19ZM114 17V16H113ZM113 17H112V19L110 18L109 20L111 21V20H113V21H115L114 19H113ZM137 17H138V15H137ZM145 17H144V19H145ZM151 17V18H150ZM173 17V18H172ZM115 18V17H114ZM132 18V17H131ZM141 18V17H140ZM140 18H139V21H141L140 20ZM85 19H87V15L85 16ZM85 19H84V21H85ZM105 19V18H104ZM108 19H105V20H108ZM119 19V18H118ZM117 19V20H118ZM143 19V18H142ZM144 19H143V21H144ZM59 20V19H58ZM81 20V21H82ZM127 20V19H126ZM128 20H129V18H128ZM135 20V19H134ZM137 20V19H136ZM161 20H163V19H161ZM160 20V21H161ZM171 20H169L170 22H171ZM57 21V20H56ZM112 21V22H113ZM146 21H148V20H146ZM179 21H180V23H179ZM52 22V21H51ZM107 22V21H106ZM112 22H110V23H112ZM118 22V21H117ZM116 22V23H117ZM130 22V21H129ZM128 22V23H129ZM142 22V21H141ZM155 22V23H156ZM1 23H2V21H1ZM71 25H70V24ZM108 24H109V21L107 22ZM121 23V22H120ZM128 23H127V25H128ZM133 23H136V22H133ZM139 23V22H138ZM162 23V22H161ZM166 23V22H165ZM169 23V22H168ZM172 23V22H171ZM170 23V24H171ZM46 24V23H45ZM48 24V23H47ZM119 24V23H118ZM125 24V23H124ZM140 24V23H139ZM149 24V23H148ZM160 24V23H159ZM164 24V23H163ZM162 24V25H163ZM170 24H169V26H167L168 24H166V26H167V28H169L170 27ZM244 24H252L251 26H254V27H252V28H249V27H251L250 25H248V26H246L245 25V27H244ZM56 25V24H55ZM59 25V26H60ZM70 25V26H69ZM86 25V23L85 22H80L79 23V25H77L76 26V29H77V27H78V31H82V33L83 34H86L85 32H87V31H85L84 30V28H83V26H85ZM111 25H113V24H111ZM151 25H152V23H151ZM161 25V24H160ZM2 26V25H1ZM45 26V25H44ZM72 26H71V30H72ZM88 26V25H87ZM136 26H137V24H136ZM139 26V25H138ZM154 26V25H153ZM164 26V25H163ZM240 26H242V27H240ZM73 27H75V26H73ZM118 27H120V26H118ZM133 27H135L134 25H133ZM150 27V26H149ZM148 27V28H149ZM155 27V26H154ZM165 27V26H164ZM170 27V28H171ZM233 27H236V28H233ZM244 27V28H243ZM246 27H248L249 29H245ZM43 28V27H42ZM50 28V27H49ZM62 28V29H63ZM80 28V29H79ZM122 28H124V27H122ZM121 28V29H122ZM144 28H146V29H148L147 27H144ZM167 28H164L165 30L167 29ZM48 29V28H47ZM117 29V28H116ZM141 29V28H140ZM150 29V28H149ZM155 29V28H154ZM159 29V28H158ZM172 29V30H173ZM195 29H198V30H196V33H195V31L193 32V33H195V37H196V40H197V42H196V40H195V42H196V44H194V39L193 38H191V37H194V36H192V34L190 35V32H192L193 30H195ZM244 29V30H243ZM45 30V29H44ZM43 30V31H44ZM49 30V29H48ZM74 30V29H73ZM230 30H231V33H233L232 35H231V33H229L230 32ZM50 31V30H49ZM80 31V32H81ZM131 31V30H130ZM147 31V30H146ZM149 31H151V30H149ZM168 31V30H167ZM198 31V32H197ZM244 31V32H243ZM62 32H63V30H62ZM65 32V33H66ZM80 32H77V33H80ZM157 32V31H156ZM155 32V33H156ZM182 32V33H181ZM0 33H1V35H3V36H8V35H5L4 33H2V31H0ZM72 33V32H71ZM75 34H77L76 32H74ZM137 33V32H136ZM158 33V32H157ZM169 33H170V38L172 37L171 35H172V31L171 32H169L168 31V34L167 35H169ZM228 33H229V35H231V36H229L228 35ZM256 33V34H257ZM111 34H114V33H111ZM110 34V35H111ZM125 34V33H124ZM133 34V33H132ZM144 34V33H143ZM147 34V33H146ZM185 34V35H186ZM227 34V36H228V38H226V35ZM237 34V35H238ZM73 35L74 34H70V36H72L73 37ZM79 35H81V33L79 34ZM135 35V34H134ZM137 35H138V33H137ZM165 33H163V35L161 34V35H159V36H161L160 37V40L158 41V42H160V44H157L156 46H157V50H153V51H155V52H153L152 51V48H151V56H152V58H154L153 57V55H156L158 58L160 57V59H158L157 61H160L161 60V56H162V53H161V55H157L158 53H156L157 51L159 52V49H158V45L160 46L161 45V43H162V45H163V47H162V49L165 47L166 48V50L168 49V45L166 46V45H164V44H166L165 42H162V41H166V40H162L161 38H162V36L163 37H165V39H167L168 40V37L169 36H167ZM174 35V34H173ZM68 36V35H67ZM83 36V35H82ZM112 36V35H111ZM115 36V35H114ZM122 36H123V34H122ZM150 36V35H149ZM155 36V35H154ZM153 35L150 37L151 39H152V37H153V39L154 40H156L155 39V37H154ZM189 36H191L190 38H189ZM224 36H225V38H226V40H224V41H222V37L224 38ZM239 36V37H240ZM84 37V36H83ZM120 37V36H119ZM125 37V36H124ZM145 38H146V36H144ZM167 37V38H166ZM173 37H176V35L175 36H173ZM172 37V38H173ZM194 37V38H195ZM218 37H221V39L219 38V40H218ZM244 37V36H243ZM68 38V37H67ZM118 38V37H117ZM128 38V37H127ZM139 38V37H138ZM150 38H148V39H150ZM158 38V37H157ZM224 38V39H225ZM246 38V37H245ZM245 38H242V41H243V39H245ZM63 39V38H62ZM69 39V38H68ZM120 39H121V37H120ZM134 39H135V37H134ZM147 39V38H146ZM147 39V40H148ZM159 39V38H158ZM187 39H189V40H187ZM4 41H2V38L0 37V67L2 68H4V70H5V72L7 71L6 69H5V67H7V63L8 62H6V60L5 59H8V58H6V56H8V55H6L7 54V49H8V46H7V44H6V40L5 39H3ZM59 40H61V39H59ZM174 40V39H173ZM176 40V39H175ZM232 40V39H231ZM230 40V41H231ZM6 41V42H5ZM63 41V40H62ZM69 41H72V40H69ZM79 41V40H78ZM125 41V39L122 41V42H124ZM142 41V40H141ZM153 41V40H152ZM170 41V40H169ZM245 41H244V43H245ZM248 41V42H247ZM74 44L76 43V42H74V40L72 41ZM82 41H80V43H81ZM130 42H133V41H130ZM146 42V41H145ZM241 42V41H240ZM8 43V42H7ZM70 43V42H69ZM118 43V42H117ZM116 43V44H117ZM126 43H128V42H126ZM140 43V42H139ZM144 43V42H143ZM147 43H148V41H147ZM170 43V42H169ZM168 43V44H169ZM228 43V42H227ZM238 43V42H237ZM245 43V44H246ZM60 44V43H59ZM59 44H58V47H59ZM62 44V43H61ZM60 44V45H61ZM65 44H66V41H65ZM67 44H68V42H67ZM72 45V46H74L73 47V51H74V49H75V45ZM83 43H81V45L80 46H83L82 45ZM146 44V43H145ZM145 44L144 45H141V46H144V49H147V48H145ZM150 44V43H149ZM172 44V43H171ZM70 45V44H69ZM124 45H126V44H124ZM137 45H138V43H137ZM154 45H155V43H154ZM57 46V45H56ZM62 46V45H61ZM71 46V45H70ZM70 46H69V48H70ZM147 46V45H146ZM156 46H153L152 45V47H154L155 49H156ZM176 45H174V47H175ZM234 46H236V47H234ZM240 46V45H239ZM20 47V46H19ZM57 47V48H58ZM78 47V46H77ZM125 47H127V46H125ZM140 47V46H139ZM169 47H172L173 48V52H174V47H173V45H171V46H169ZM56 48V47H55ZM60 48V47H59ZM66 48V47H65ZM69 48H67V49H69ZM79 48H81V47H78V49ZM149 48V47H148ZM165 48L163 49V50H165ZM176 48V47H175ZM178 48V49H179ZM246 48V47H245ZM62 49V48H61ZM83 49H84V47H83ZM128 49V48H127ZM136 49V48H135ZM139 49V48H138ZM170 50H171V48H169ZM247 49H245V50H247ZM259 49V50H258ZM12 50V49H11ZM10 50V51H11ZM57 50V49H56ZM59 50V49H58ZM63 50V49H62ZM81 50V53L83 52V50H82V48L80 49ZM141 50V49H140ZM237 50V51H236ZM251 50V49H250ZM258 51V54L256 53V51ZM69 51V50H68ZM73 51H71V53L70 52H68V53H70V54H68V55H70V56H72V57H70V56H68L69 57V59L71 60V64H73V61L75 62V64H73V66L70 64V66H71V68L73 67H75L76 68V64L77 63H79L78 61H77V63H76V60L75 59H72L73 58V55H76L75 54V52H73ZM75 51H76V49H75ZM78 51V50H77ZM76 51V53L78 54V52ZM128 51V50H127ZM148 51H150V48L148 49ZM147 51V52H148ZM169 51V50H168ZM175 51V52H176ZM58 52V51H57ZM63 52V51H62ZM61 52V53H62ZM72 52H73V55H72ZM165 52H167V51H165ZM164 52V53H165ZM170 52V51H169ZM173 52H172V50H171V53L173 54ZM242 52L243 53H246V51L244 52L243 50H242ZM241 52V54H243ZM254 52H255V54H254ZM11 53V52H10ZM98 53V52H97ZM118 53V52H117ZM116 53V54H117ZM121 53V52H120ZM154 53V54H153ZM156 53V54H155ZM163 53V57L162 58H164V56L167 54V53H165L164 54ZM247 53V54H248ZM59 55H57V56H60V51H59V53H58ZM64 54H66V53H64ZM124 54V53H123ZM122 54V55H123ZM134 54V53H133ZM138 54H139V52H138ZM142 54V53H141ZM160 54V53H159ZM170 54V53H169ZM175 54V53H174ZM177 54V53H176ZM180 54V55H179ZM240 54V55H241ZM247 54H243V56L245 55V56H247ZM254 54V55H253ZM10 55V54H9ZM11 55H12V53H11ZM55 55V54H54ZM63 55V54H62ZM67 55V54H66ZM106 55V54H105ZM118 55V54H117ZM140 55V54H139ZM237 55V56H236ZM236 57H239L238 56V54L236 53ZM248 55V56H249ZM79 56H80V58H81V55L79 54ZM88 56V55H87ZM115 56V55H114ZM114 56H112L113 58H114ZM155 56V57H156ZM170 56H172L171 54H170ZM212 56H213V58H212ZM214 56L215 57H219V58H221L220 59V62H218L219 60H216V59H214ZM10 57H12V56H10ZM16 57V56H15ZM61 58H62V56H60ZM67 57V56H66ZM84 57V56H83ZM112 57H111V59H112ZM128 57V56H127ZM144 57H146V56H144ZM157 57H156V59H157ZM167 57V56H166ZM208 57H210V59H214V60H216L218 63H217V66H218V64L222 67V72H221V67H220V69L218 68V70L220 71V73H218V72H214L213 73V71H214V69H216L215 68V63H216V61H215V63H214V66L213 65H211V63H212V61L210 60L209 61V58ZM232 57V56H231ZM241 57H242V55H241ZM240 57V59H244V57H242L241 58ZM65 58V57H64ZM74 58H77L78 59V56L76 55V56H74ZM98 58V57H97ZM103 58V57H102ZM105 58H106V56H105ZM121 58V57H120ZM148 58H150V57H148ZM175 58V57H174ZM233 58V57H232ZM235 58V57H234ZM249 58V57H248ZM60 59V58H59ZM117 59V58H116ZM126 59V58H125ZM139 59V58H138ZM147 59V58H146ZM155 59V58H154ZM166 58H164L163 60H162V63H164V65H165V62H163L164 60H165ZM253 59V58H252ZM12 60V59H11ZM61 60H63V59H61ZM73 60V61H72ZM81 61H82V59H80ZM85 60H86V58H85ZM99 60L100 61H104V60H101V58H99ZM106 60V62L108 61L107 59H105ZM113 60H115V59H113ZM245 60V59H244ZM243 60V61H244ZM251 60V58L249 59V61ZM10 61V60H9ZM53 61H54V59H53ZM64 61H65V59H64ZM63 61V62H64ZM94 61L95 62H97V63H95V64H98V60L97 59H94ZM117 61V60H116ZM120 61V60H119ZM129 61V60H128ZM131 61V60H130ZM135 61V60H134ZM147 61L148 62H150L148 59H147ZM225 61H223V62H225ZM229 61V62H228ZM236 61V60H235ZM246 61H247V59H246ZM246 61H244V62H246ZM252 61V60H251ZM250 61V63H252ZM258 61H259V63H258ZM14 62V60L12 61V63ZM66 62V61H65ZM82 62H84V60L82 61ZM106 62L104 61V63H102L103 65H101V70L103 69H105V68H102V66H106L107 64H106ZM124 62V61H123ZM122 62V63H123ZM137 63H138V61H136ZM144 62H146V61H144ZM167 62H166V64H167ZM209 62H210V64H209ZM5 63H6V65H5ZM11 63V62H10ZM9 63V64H10ZM15 63V62H14ZM13 63V64H14ZM62 63V62H61ZM70 62L68 61L66 64H65V66L66 67H68V64H69ZM90 63V62H89ZM101 63V62H100ZM130 63H132V62H130ZM151 63V62H150ZM150 63H148V64H146V63H144V66H145V64H146V67L148 66V65H150ZM159 63V62H158ZM161 63V61H160V65L162 64ZM226 63H223V66H224V64H226ZM238 64H239V68H238V71H235V70H237L236 68H235V70L233 69L235 66H233L232 67V71H233V73H235L234 75H236V76H234V77H232V76H230L231 74L229 73V68L227 69V72L230 74L229 76L233 79H235L236 77H239V75H241L242 77H243V75H242V72H243V74H244V70L242 69V67H241V63L240 62H237ZM243 63V62H242ZM12 64V65H13ZM16 64V63H15ZM63 64V63H62ZM62 64H59V65H61V66H64V64L62 65ZM81 64H84V63H81ZM111 64V62L109 63V65ZM119 64V63H118ZM143 63H141V65H142ZM154 64H155V61H154ZM180 64V65H179ZM232 64H231V66H232ZM58 65V64H57ZM75 65V66H74ZM78 66H79V64H77ZM91 65V64H90ZM122 64H120V66H121ZM131 65V64H130ZM153 62H152V64L150 65V69L147 67V69H148V73H147V69L145 68H142L143 67V65L142 66H140V65H136L135 64V66H136V69L134 68V70L135 71H137L138 72V66L142 69V71L140 72V70H139V73H137V74H135V75H138V76H140L139 77V79H141L142 78V76L141 75H144L143 77L145 78V79H147V84H148V86L149 87H146V88H148V89H150V94L148 95V100H149V105H156L155 103L157 102L158 104L160 103V105L162 104L161 103V96L162 95H160L159 93H161V92H163L164 90H166L168 87H171L172 88V90L174 89L177 93H174V94H181L180 93V91H178V90H180V89H182V88H185V85H186V82L184 83V81L182 80V78L184 77V73H181V77H179V74H180V71L182 72V70H179V74H178V72H176L177 71V69L175 70V72L178 74V77H179V79H178V81H170V80H168L167 81V79H170V78H173L172 76L170 77L168 74H170L171 72H172V68L170 69V73H168L167 74V79L165 78V76L163 77V78H159V76H158V78H159V80H158V78L156 77L157 75H154V74H152V73H157V71L156 72H154L155 70H156V68H153ZM168 65H166V67L165 66H163V64H162V67H164L165 69L168 67ZM175 65V64H174ZM179 65V66H178ZM87 67V65L86 64H84V66L82 67V68H84V67ZM123 66V65H122ZM121 66V67H122ZM244 66V65H243ZM249 66L250 65H248V68H249ZM251 66V67H252ZM11 67V66H10ZM79 67H81V66H79ZM85 67V68H86ZM90 67V66H89ZM92 67V66H91ZM98 67H100V65L98 66V65H96V67H94V69L93 70H97V68ZM108 67V66H107ZM117 67V66H116ZM124 67V66H123ZM128 67V66H127ZM130 67V66H129ZM128 67V69H130ZM155 67V66H154ZM224 67H226V66H224ZM226 67V68H227ZM0 68V70H1V72L4 74L5 72H4V70L3 69H1ZM63 68V67H62ZM72 68V69H73ZM84 68V69H85ZM88 68V67H87ZM87 68L85 69L86 71H87ZM96 68V69H95ZM117 68H120V67H117ZM152 68H153V71H152ZM162 69L163 71H165V69ZM244 68V67H243ZM248 68H247V70H248ZM11 69V68H10ZM14 69H16V66L14 67ZM69 70H70V68H68ZM72 69L70 70V74L69 75H71V73H72V75L70 76V77H73V79H74V77L76 78V79H74L75 80V82H77V74H76V76H74V74H73V71H72ZM112 69V68H111ZM111 69H110V71H106L105 70V75H107L108 73V75H107V77L109 76V75H113V73L112 72H114L113 70H114V68H113V70L111 71ZM122 69H127L126 67L125 68H122ZM121 68H120V71L122 70ZM145 71H144V70ZM155 69V70H154ZM57 70H61V69H58L57 68ZM63 70V69H62ZM66 70H67V68H65V70H63V71H61V73L59 74L60 76H59V78H61V80L59 81V82H61L62 81V84H63V81L64 80H62L64 77H65V74H67L68 75V72H66ZM77 70V69H76ZM76 70L74 69V72L76 73ZM81 70V69H80ZM80 70H78V74L81 72ZM83 70V69H82ZM89 71L88 72H86V74H85V71H84V77H87L88 78V76H86V75H88L87 73H90L91 74V72L93 73L94 71H92L91 70V68L90 69H88ZM101 70H97L98 72L96 73V75H95V77L94 78H96L97 77V80H98V78L100 79V80H98L99 81V83H100V81L101 82H104L105 80H103V78H105L101 73H100V71ZM149 70H151L152 72H150ZM158 70V69H157ZM168 70V69H167ZM242 71L241 72V74H239V72L240 71ZM254 70V69H253ZM253 70L251 71L252 73H253ZM11 71H13V70H11ZM15 71V70H14ZM80 71V72H79ZM82 71V72H83ZM91 71V72H90ZM119 71V72H120ZM132 71V70H131ZM130 70H129V72H131ZM135 71H132V72H134V73H136ZM160 71H161V68H160ZM163 71H161L160 73H162L161 75L163 76L164 74H166V71L165 72H163ZM232 71H231V73H232ZM261 71V72H260ZM0 72V73H1ZM8 73H9V71H7ZM6 72V73H7ZM15 72H17V70L15 71ZM55 72H56V70H55ZM64 73V77H61L62 75H63V73ZM111 72V73H110ZM125 72V70L122 72V74ZM128 71L126 72V74L125 75H127L128 73H129ZM144 72V74H142ZM147 74H146V73ZM151 74H150V73ZM226 71H224V76L226 75V77L228 76V73H227ZM238 72V73H237ZM247 72H249V71H246V73ZM254 72H257L256 70L254 71ZM6 73H5V75H3L2 74V77H3V79H4V77H5V79H6ZM94 73V74H95ZM101 74L102 76H101V78L100 77H98L97 76V74ZM173 73H174V71H173ZM175 73V74H176ZM190 73V74H189ZM195 73H197V74H195ZM216 73H218V74H216ZM252 73H250V74H252ZM17 74V73H16ZM89 74V76L90 77H93L92 75H94V74H92V75H90ZM115 74H116V78L117 77H120V75L119 76H117V72L115 71ZM115 74L112 76V78L113 79H116L115 78ZM120 74V73H119ZM130 74V73H129ZM184 74V75H183ZM188 74H189V76H188ZM191 74L193 75V74H195V75H197L196 77H195V75H193L194 77L191 79ZM202 74H199L200 76H203ZM223 74V73H222ZM239 74V75H238ZM250 74H246L247 75V77L248 76H250ZM254 74V73H253ZM257 74V73H256ZM124 75V74H123ZM122 75V77H123V81L124 82H127V81H125L126 79V77H124ZM134 75V74H133ZM147 75H148V77H150V78H148L147 77ZM153 75L156 77H154L153 78ZM161 75H160V77H161ZM172 75V74H171ZM233 75V74H232ZM19 76V75H18ZM131 77H133L132 75H130ZM138 76L136 77V78H138ZM183 76V77H182ZM229 76L227 77V78H229ZM241 76H240V78H236V80H237V82H238V80L239 79H241ZM252 76V75H251ZM255 76V75H254ZM0 77H1V74H0ZM2 77L0 78L1 80L0 81H2L3 79H2ZM11 77V76H10ZM9 77V78H10ZM55 77V76H54ZM103 77V78H102ZM105 78V79H107V80H109L108 78ZM129 77V76H128ZM130 77V78H131ZM170 77V78H169ZM177 77V76H176ZM176 77H174V78H176ZM177 77V78H178ZM246 77V76H245ZM246 77V78H247ZM13 78V77H12ZM12 78H10V79H12ZM56 78V77H55ZM67 78H68V76H67ZM79 78H80V75H79ZM83 78V77H82ZM130 78H129V83L131 82L132 84L131 85H133V84H136L137 83V81H135L136 80V78H135V80L133 81V79L134 78H132V81H130ZM166 79V81L163 83V82H161V79ZM176 78V79H177ZM181 78V79H180ZM203 79H205L204 77H202ZM208 78V80H210L211 78H209V77H206V79ZM230 78V81L232 80ZM246 78H245V80H246ZM4 79V80H5ZM71 79V81L73 80L72 78H70ZM69 78L67 79L68 81L67 82H65L64 84H66V83H70V80ZM103 81H102V80ZM112 79V80H113ZM120 79H122V78H120ZM145 79H144V81H145ZM149 79V80H148ZM154 79H156V80H158V82L160 81L162 84H164V85H162V84H156L155 82H156V80H155V82H154ZM164 79V80H165ZM176 79H172V80H176ZM199 79H201V78H199ZM203 79L201 80V82H203L202 83V85H205L206 84V86L208 85V86H210V85H212L211 86V88L213 87V86H215L216 84H217V80L215 81V77H214V80H213V82L215 83V85L214 84H212L211 82L212 81H206V79L203 81ZM234 79H233V81H234ZM254 79V78H253ZM255 79H256V76H255ZM13 80V79H12ZM57 80V79H56ZM79 81H80V79H78ZM85 80V82L84 83H87L88 81H90L89 79H88V81L86 80V79H84ZM97 80H95V82L97 81ZM106 80V81H107ZM112 80L110 79V82H112ZM116 80H118V78L116 79ZM142 80H143V78H142ZM140 81V82H142V84L141 85H143L144 83H146V81L145 82H143V81ZM179 80L181 81L182 80V82H179ZM235 80V81H236ZM6 81V80H5ZM87 81V82H86ZM122 81V80H121ZM121 81L118 83V85H116V86H119V87H116V86H114L115 84H117V81H115V83L113 84H111V85H109L108 84V82L109 81H107V85H109V86H106V87H109V88H112L113 86H114V88H119V91L121 90V86H120V83H121ZM122 81V83L121 84H123L124 82ZM152 81H153V83H155V84H153L152 83ZM163 81V80H162ZM170 81V82H169ZM187 81V82H188ZM219 81H221V79L219 80ZM4 82V81H3ZM73 82V85H72V87L71 86H69V88L67 87L69 84H67V86H66V88L68 89H66L65 87H64V85H61L60 83V85H61V89H63V96H60V95H55L56 96V98L54 99V102H53V104L56 102V104H54V105H57V109H60V108H63V109H65L66 111L65 112H68L69 111V117H71L72 119H74V118H76L75 117V115L76 114H78V115H80L81 117L84 115V121H85V124L83 123L82 124V126H80L81 128L79 129V128H77V129H79L78 131L80 132V136H79V140L78 141H80V140H82V139H84L83 140V142H84V144L83 145H81V147H80V149H81V151H79V153L80 152H82V153H80V156H83V157H85V155H83V154H86V155H88L87 157H89L90 156V158H88L89 159V161L90 160H93V161H95L96 159L95 158H97V156H98V158H97V161H95L96 162V164L97 165H99V166H97L96 164L95 165H93L94 167L95 166H97L98 167V169H96V177L99 179V183H95V184H97L96 186H98V184H99V186L97 187V188H99V190H98V192L96 191V196L98 195V197L100 196V197H103L104 198V196H106L107 194L106 193H108V191H110V195L109 196H111L112 195V198H113V196H115L117 199L118 198H121V201H122V199L124 198V197H126V200H128V201H133L131 204H136V205H134V206H137L136 208L139 210L140 208H141V210H143V209H147L148 211L149 210H158L159 212H160V214L161 215H163V213H164V211H166L165 210V208H167L166 207V204H165V202H163L164 201V199L166 198H164V196H165V191H168V190H165L166 189V187H167V185L169 184V182H167L168 184H166L165 186H164V184H163V186H164V192H163V190H162V193H160L161 192V190H160V192H159V190L156 192V190H155V192L158 194V192H159V195H157L156 196V198L154 199L153 197H155V196H152V194H154V189L152 190V189H149L148 187H152L153 185H149V181H150V183L151 184H156V185H158V177H157V182L156 183H152L153 182V180L152 179H149L148 180V177H152V176H150L148 173H149V171H148V163L150 162L149 160H155V159H149V158H147L146 160H148V162H146V160H145V164L143 165V163H142V165L143 166H145L146 165V168H148V169H145L144 167V170H145V172H146V174H145V172H143V170H142V177H141V175L139 176V183H140V181L142 180V182H144V180L143 179H140V178H143L145 175H147L146 177H147V179L145 178V181H147L148 180V185L146 184V182L144 183V184H146L145 185V187L143 186H141V185H139L140 187H138V186H136V182L134 181V179L136 178V177H134V179L131 177V174H132V172L134 171H138V168H137V170H133V171H131V169H132V166L134 167L135 166V164L134 165H132L131 164V160L133 159L132 157V155H130V153L128 154V151H130V150H127L126 149V147L127 146H125V148L124 149H120V148H118L119 146L121 147V148H123V146L125 145V142H132L133 143V141H135L134 140V138H135V135L134 134H136L138 131H136V133H134V134H132L133 136H134V138L133 139H131L130 138V132H132V131H130L128 134H129V136H128V138H130L131 139V141L129 140V139H127V140H125V142H123L124 143V145L123 146H121V145H119L118 147H116L117 146V144L115 145V144H113V143H111L112 142V137H110V135H112L111 134V132H109L110 133V135H109V133H108V135H107V133L106 132H104L103 130V132L107 135H105L102 131H101V126H102V124H103V117H105V116H102V113L104 112H107L108 113V111L110 110V106L108 107V109H106L107 111H105L104 109L109 105V104H107L109 101H107V103H106V100H107V97L105 96V98H103L102 97V95H100V94H96V92H94V89H92V88H90L91 86H90V84L89 83H87L86 84V86H89V87H83L82 86V88L80 87V88H78V86L76 87V85L78 84V83H75L74 81H72ZM83 82V81H82ZM93 82V81H92ZM94 82V83H95ZM109 82V83H110ZM134 82V83H133ZM199 82H200V80H199ZM201 82L200 83H194L193 84V86H197V87H199L198 89H197V91L199 90L200 91V87H201ZM224 82V80H223V78H222V84H225V82ZM226 82H227V79H226ZM244 82H246V81H244ZM254 82H256L255 80H254ZM6 83V82H5ZM57 83V82H56ZM99 83H97L96 82V84H97V86L95 87H93V88H95V90L97 89V91H103V88H104V90L106 89V87L103 85H101L103 88H101V86L99 87L98 86V84ZM128 83V82H127ZM128 83V84H129ZM211 83V84H210ZM230 83V82H229ZM234 83V82H233ZM236 83V82H235ZM239 83V82H238ZM240 83H242L241 81H240ZM247 83V82H246ZM4 84V83H3ZM74 84H75V87H73L74 86ZM83 84V83H82ZM100 84H105V83H100ZM124 84H126V83H124ZM128 84H126V85H123L124 87H127L129 90H132V89H130L129 88V85ZM187 84H189V83H187ZM221 84V83H220ZM237 84V83H236ZM79 85V84H78ZM80 85H81V83H80ZM84 85V84H83ZM93 85V84H92ZM140 84H138V86H139ZM155 85V86H154ZM156 85H158V86H156ZM162 85V86H161ZM199 85V86H198ZM227 85V84H226ZM4 86V85H3ZM55 86H56V84H55ZM122 86V88L124 89V91L126 90H128V89H125L124 87ZM137 86V85H136ZM147 86V85H146ZM160 86V87H159ZM206 86L204 87L205 89H206ZM224 86V85H223ZM229 86V85H228ZM228 86H226L227 87V89H228ZM232 86V85H231ZM236 86V85H235ZM242 86V84H240L238 87H239V89H241V88H243V86ZM262 86V87H263ZM97 87H99L100 88V90H98V88ZM165 87V89H163ZM188 87V86H187ZM196 87V88H197ZM241 87V88H240ZM251 86H249V88H250ZM12 88V87H11ZM58 88H59V86H58ZM66 90H65V89ZM108 88V89H109ZM114 88H112V89H109V92H106V94L107 93H111V95H113L111 98L109 97V99H112V103H113V106L114 107H116L115 105H117V104H120L121 103V101L123 100V98H120L117 94H115L114 92L116 91V89H114ZM131 88H133V86L131 87ZM140 88H142V91H144L145 93H146V88H145V86H144V88L145 89H143V86L141 87L140 86ZM162 88V91L160 90V92H159V89H161ZM171 88H170V90H171ZM196 88L194 87V88H192V90H194V92L193 91H191V92H193V93H197L195 96L197 97V100H198V98L199 97H201V91L198 93L197 91H196ZM215 89H216V87H214ZM214 88H212V90L214 89ZM229 88H231V87H229ZM234 88V87H233ZM247 88V87H246ZM253 88V87H252ZM259 88V87H258ZM102 89V90H101ZM186 89V88H185ZM184 89V90H185ZM191 89V88H190ZM207 89H208V87H207ZM218 89H220V87H219V85H218ZM238 89V90H239ZM259 89H261V88H259ZM107 90V89H106ZM111 90V91H110ZM112 90H114V91H112ZM118 90V89H117ZM134 90V89H133ZM136 90H137V88H136ZM139 90V89H138ZM187 90V89H186ZM185 90V91H186ZM223 90H224V88H223ZM252 90H254V89H252ZM262 90V89H261ZM5 91V90H4ZM10 91V90H9ZM9 91H7V94L4 92V94L2 95V96H4L5 97V94H6V96L7 97H9V99H7L8 100V102L10 101V98H11V96H13V95H11L10 96V94L8 93ZM13 91V90H12ZM59 91V90H58ZM60 91V92H61ZM65 91V92H64ZM123 91V90H122ZM159 93H158V92ZM188 91H190L189 90V88H188ZM204 90H202V92H203ZM216 92H217V90H215ZM220 91V90H219ZM247 91V90H246ZM15 92V91H14ZM62 92L61 93H59V94H61L62 95ZM133 92V91H132ZM137 92V91H136ZM179 92V93H178ZM212 93H213V91H211ZM248 92V91H247ZM57 93V94H58ZM126 93H129V91H127V92H125V95H126ZM142 93V92H141ZM145 93H144V96H145ZM158 93V94H157ZM185 93V92H184ZM188 93V92H187ZM205 93V92H204ZM218 93V92H217ZM216 93V95H218ZM222 93V92H221ZM237 93V92H236ZM239 93V92H238ZM248 93H250V92H248ZM9 94V95H8ZM102 94H103V92H102ZM120 94H122V93H120ZM124 94V93H123ZM131 94V93H130ZM167 94V93H166ZM173 94V95H174ZM200 96H199V95ZM110 95V94H109ZM114 95H116V99H115V101H119L118 103L117 102H114L113 100H114ZM124 95V96H125ZM157 95H160V96H158L157 97ZM179 95H177V98H179ZM181 95H183V94H181ZM192 95V94H191ZM194 95V94H193ZM192 95V96H193ZM204 95V94H203ZM211 95V94H210ZM213 95H215V94H213ZM122 97H123V95H121ZM207 96V95H206ZM209 96V95H208ZM15 97V96H14ZM14 97H12V99L14 98ZM59 97V98H58ZM61 97V98H60ZM173 97V96H172ZM186 98V96H183V98ZM125 98V97H124ZM167 98V97H166ZM168 98H170V97H168ZM176 98V99H177ZM182 98V96H181V99H183ZM195 98V97H194ZM202 98V97H201ZM200 98V99H201ZM208 98V97H207ZM206 98V99H207ZM5 99H6V97H5ZM4 99V104L6 103L5 100ZM11 99V101H13ZM16 99V98H15ZM53 99V98H52ZM56 99H58V101L56 100ZM108 99V100H109ZM121 99V100H120ZM128 99V98H127ZM174 99V98H173ZM199 99V100H200ZM210 99H212L211 97H210ZM210 99L208 100V101H210ZM103 100L105 101V103H103ZM164 100H165V98H164ZM185 100V99H184ZM184 100H182V101H184ZM217 100H219V99H217ZM216 100V101H217ZM131 101V100H130ZM140 101V100H139ZM143 101V100H142ZM181 101V102H182ZM188 101H190V99L188 100ZM202 100H200L199 102H201ZM123 102V101H122ZM180 102V103H181ZM191 102V101H190ZM194 102H196V99H195V101ZM205 102V101H204ZM226 102V101H225ZM11 102H9V104H10ZM20 103V102H19ZM116 103V104H115ZM130 103V102H129ZM182 103H184V102H182ZM185 103H186V100H185ZM192 103V102H191ZM202 103V102H201ZM9 104H7V105H9ZM11 104H13V105H11ZM9 106L10 107H12V110H14L13 111V113H14V115H16V116H18L19 118H23V122L25 123L26 121H24V120H27L26 118H28L27 116V114H26V112L24 113L23 111H18L20 108H18L19 107V105L21 104H19L18 105V107L16 106L17 105V103L16 104H14V102H12ZM82 104V105H81ZM105 105L104 106V111L103 110H101L100 109V107H102L101 105ZM110 104H111V102H110ZM128 104V103H127ZM132 104V103H131ZM136 104V103H135ZM140 104H141V101H140ZM143 104V103H142ZM175 104V103H174ZM177 104H178V102H177ZM196 104H198L197 102H196ZM79 105H81L82 106V108L84 109L85 107V110H84V112H83V109L79 106ZM88 106V108H87V106ZM123 105H125V104H123ZM130 105V104H129ZM176 105V104H175ZM175 105H173V103H172V105H170L171 107H169V106H163V110L164 111H166L165 113H164V115H162L163 117L160 119V121L159 122H161V124H162V120L164 121V124H167V122H166V120L169 122V120H170V117H168L169 116V114H170V112L172 113V111H174L173 109H175L176 110V107L178 106H176V107H174ZM181 105V104H180ZM208 105V104H207ZM219 105V104H218ZM6 106V105H5ZM4 106V107H5ZM83 106H85V107H83ZM89 106H90V108H89ZM118 106H120V105H118ZM133 106V105H132ZM148 106V105H147ZM162 106V105H161ZM173 106V107H172ZM222 106V103H221V105H220V107ZM8 107V106H7ZM22 108L21 109H23V107H24V105L22 104V106H21ZM114 107H113V109H114ZM128 107V106H127ZM135 107V106H134ZM160 107V106H159ZM220 107H218L219 109H220ZM224 107V106H223ZM14 108V109H13ZM25 108V107H24ZM56 108V107H55ZM78 110H77V109ZM80 108H81V110L82 111H80ZM116 108H118V107H116ZM129 108H131V107H129ZM139 108H141V107H139ZM138 108V109H139ZM155 108V107H154ZM165 108V109H164ZM182 108V107H181ZM201 108V107H200ZM203 108V107H202ZM206 108V107H205ZM225 108V107H224ZM120 109V108H119ZM123 109H124V107H123ZM127 109V111L126 112H129V110H131L132 109V113H133V108H131V109H128V108H126ZM137 109V108H136ZM143 109V108H142ZM156 109V108H155ZM161 110H162V108H160ZM177 109H179V108H177ZM186 109V108H185ZM218 109V110H219ZM26 110V108L24 109V111ZM68 110V111H67ZM100 110H101V112H100ZM157 110V109H156ZM172 110V111H171ZM182 110V109H181ZM181 110H180V112H181ZM212 110H213V108H212ZM64 111V110H63ZM113 111V110H112ZM119 111V110H118ZM118 111H117V113H118ZM141 110H138V112H140ZM163 111V112H164ZM196 111H198V109L196 110ZM203 111H205L204 110V108H203ZM208 111H209V108H208ZM224 111V110H223ZM226 111V110H225ZM228 111H229V109H228ZM19 112H21V113H19ZM24 114H23V113ZM81 112V113H80ZM110 112V111H109ZM114 112H116V111H114ZM134 112H136L135 110H134ZM179 112V111H178ZM198 112H201V110L200 111H198ZM11 113H12V111H11ZM76 113V114H75ZM83 113V114H82ZM106 113V114H107ZM130 113V116L132 115L131 114V111L129 112ZM159 113V112H158ZM175 113H176V111H175ZM204 113V112H203ZM202 113V114H203ZM216 114H217V111L215 112ZM222 113V112H221ZM227 113V112H226ZM233 114H234V112H232ZM75 114V115H74ZM82 114V115H81ZM116 114V113H115ZM115 114H114V117H112V119L113 118H115ZM122 114H123V112H122ZM137 114V113H136ZM136 114H133V115H136ZM173 114V113H172ZM177 114V113H176ZM180 114V113H179ZM198 114V113H197ZM209 114L211 115V113L209 112ZM214 114V113H213ZM219 114V113H218ZM217 114V115H218ZM66 116H68V114L66 113L65 114ZM104 115V114H103ZM109 115H113V114H111V112H110V114ZM124 115H129V114H124ZM132 115V116H133ZM171 115V114H170ZM194 115H196L195 113H194ZM222 115H224V112L222 113ZM229 114H227V116H228ZM54 116V115H53ZM63 116V115H62ZM80 116L79 117H77V120H78V122L76 121V120H74L75 122H77V124L76 125H74V126H76V127H79L78 126V123L80 122V120H81V118H80ZM108 116V115H107ZM129 116V117H130ZM156 116H158V115H156ZM178 116V115H177ZM182 116V115H181ZM65 117V116H64ZM110 117V118H111ZM119 117V116H118ZM117 117V118H118ZM129 117H128V119H127V117H125L126 118V121L128 122V120H129ZM144 117H145V115H144ZM155 117V116H154ZM166 117H168L169 119H166ZM198 117V116H197ZM204 117H206L205 115H204ZM216 117V116H215ZM230 117V116H229ZM235 117H237V115L235 116ZM234 117V118H235ZM61 118V117H60ZM78 118H80V119H78ZM125 118L123 119V121H124V123H123V121H122V123L120 122V124L119 125H121V126H124L125 128H126V125H127V123H125ZM151 118H153V117H151ZM155 118H157V117H155ZM159 118V117H158ZM172 118H173V116H172ZM181 118V117H180ZM213 118V117H212ZM217 118V117H216ZM232 118V117H231ZM30 119V118H29ZM57 119V118H56ZM65 119V118H64ZM108 119V118H107ZM107 119H105V121L107 120ZM112 119H111V122H112ZM120 119V118H119ZM177 119V118H176ZM224 119H226L225 118V116H224ZM60 120V119H59ZM63 120V119H62ZM68 120V119H67ZM71 120V119H70ZM115 120L116 121H120V120H117L116 118H115ZM115 120H113V123H114V121ZM156 120H158V119H156ZM236 120V119H235ZM64 121V120H63ZM72 121V120H71ZM71 121H67V122H71ZM105 121H104V126H102L103 127V129H104V127L106 128V127H109L110 125V123H108V125L106 126L105 125ZM109 121V120H108ZM115 121V122H116ZM137 121V120H136ZM139 121V120H138ZM175 121V120H174ZM182 121H183V119H182ZM228 122L230 121V120H227ZM60 122V121H59ZM62 122V121H61ZM66 122V121H65ZM65 122H64V124H65ZM110 122V121H109ZM150 122V121H149ZM151 122H152V120H151ZM154 122V121H153ZM166 122V123H165ZM29 123V122H28ZM72 123H74V122H72ZM72 123H70L69 124V127H67V128H70V125L72 124ZM106 123H107V121H106ZM156 123H157V121H156ZM155 122H154V124L155 125H152V128H153V126L154 127H156V124ZM229 123H231V122H229ZM233 123V122H232ZM231 123V124H232ZM27 124V123H26ZM80 125H81V122L79 123ZM116 124V123H115ZM126 124V125H125ZM172 124V123H171ZM171 124H170V126H171ZM174 124H176L175 122H174ZM179 124V123H178ZM177 124V125H178ZM234 124V123H233ZM30 125V124H29ZM61 125V123L59 124V126ZM66 125H67V123L64 125L65 126V128H66ZM113 125L114 124H112L111 123V126L113 127ZM117 126V124H116V127H117V129L118 130H120V131H115V132H117V133H123L122 131H123V128H121L120 126ZM133 125V124H132ZM146 126H148V128H150L151 127V125L149 126V125H147V123L145 124ZM159 126H160V124H158ZM177 125H175V128H176V126ZM236 125V124H235ZM59 126H57V127H59ZM64 126H62L63 128H64ZM134 126V125H133ZM143 126V125H142ZM169 126V125H168ZM230 126H232V125H230ZM72 127V126H71ZM75 127V128H76ZM111 127V128H112ZM161 127V126H160ZM172 127V126H171ZM114 128H115V125H114V127H113V129H111L110 131H112V130H114ZM144 128V127H143ZM152 128L151 129H149V130H151V132H152ZM168 128V127H167ZM174 128V129H175ZM30 129V128H29ZM60 129H61V127H60ZM106 129H110V127L109 128H106ZM105 129V130H106ZM116 129V128H115ZM116 129V130H117ZM131 129V128H130ZM144 129H146V128H144ZM155 129V128H154ZM157 129H158V127H157ZM179 129V128H178ZM74 130V129H73ZM140 130V129H139ZM164 130V129H163ZM168 130V129H167ZM173 130V129H172ZM176 130V129H175ZM77 131V130H76ZM107 131V130H106ZM124 131H126V130H124ZM134 131V130H133ZM153 131H155V130H153ZM160 131V130H159ZM78 132V133H79ZM101 132L104 134H101ZM108 132V131H107ZM144 132V131H143ZM156 132V131H155ZM161 133H163V131H160ZM159 132V133H160ZM168 131H166V133H167ZM171 132V131H170ZM174 132V131H173ZM179 132V131H178ZM77 133V132H76ZM112 133H113V137L115 136L114 134V132L112 131ZM133 133V132H132ZM141 133V132H140ZM139 133V134H140ZM146 133H147V130H145V135H146ZM154 133V132H153ZM157 133V132H156ZM155 133V134H156ZM169 133V132H168ZM172 133V132H171ZM241 133V132H240ZM142 135H144L143 133H141ZM148 134H150L149 135V137L151 136V133L149 132ZM154 134V135H155ZM58 135V134H57ZM70 135H72V136H75V134H74V132H72V134L70 133ZM79 135V134H78ZM102 135L105 137H107L106 139L104 138V137H102ZM118 135H120V134H118ZM125 135L127 136V134H126V132H125ZM137 135V134H136ZM173 135V134H172ZM26 137H27V135H25ZM24 136V137H25ZM31 136V135H30ZM117 136V135H116ZM121 136V135H120ZM138 136V135H137ZM136 136V137H137ZM159 136V135H158ZM174 136V135H173ZM32 137V136H31ZM31 137H29V140H28V137H27V140H26V142L25 143H23V145H24V147H30L31 145H32V142L34 141V138H31ZM76 137H77V135H76ZM108 137H110V140H111V142H110V140H109V143H111V147H113V145H115L113 148L114 149H116L117 148V150L118 151H124L122 154H123V156H124V158H125V155H127V157L129 156H131V160L130 159H128L127 160V162L129 163V161H130V163L128 164V165H130L129 167H128V165H126V168L127 169H125V168H122V166L120 167H118L120 170H118L119 172H115V173H112V172H110L111 170L110 169H108L109 167V164H108V161L110 160L109 159V157H104V155H106L107 156V154L105 153V154H103V155H101L102 157H103V159H100L101 157H100V154H102L103 153V148L105 147V145L106 144H108V142L106 143V144H104V141L106 140V141H108L107 139H108ZM118 137V136H117ZM116 137V141L118 140V142H119V138H117ZM122 137V136H121ZM120 137V138H121ZM132 137V136H131ZM148 136H147V138H149ZM153 137V136H152ZM167 136H165V138H166ZM169 137V136H168ZM212 137V136H211ZM104 138V139H103ZM123 138V137H122ZM139 139V143L141 144V137H138ZM144 138H146V136H144ZM164 138V137H163ZM172 138V137H171ZM26 139V138H25ZM71 139V138H70ZM74 139H75V137H74ZM77 139H78V137H77ZM124 139V138H123ZM152 139V138H151ZM157 139V138H156ZM33 140V141H32ZM52 140V139H51ZM62 140V139H61ZM144 141H146V142H148L147 140H149V139H143ZM153 140V139H152ZM155 140V139H154ZM171 140V139H170ZM65 141V140H64ZM70 141V140H69ZM105 141V142H106ZM113 141H115V138H113ZM156 141V140H155ZM166 141V140H165ZM73 142V141H72ZM77 142V141H76ZM75 142V143H76ZM128 142L126 143V145L128 144ZM136 142H138L137 141V138H136ZM157 142V141H156ZM163 142L164 141H160V143H162V145L164 146L165 144H163ZM167 142V141H166ZM168 142H169V140H168ZM175 143H176V141H174ZM217 142H219V141H217ZM34 143V145L36 144L35 142H33ZM81 143V142H80ZM122 143V144H123ZM160 143H158V145H161ZM165 143V142H164ZM199 143V142H198ZM202 143V142H201ZM209 143V142H208ZM210 143L212 144V142L210 141ZM216 143V142H215ZM38 144V143H37ZM61 144V143H60ZM65 144V143H64ZM134 144H136V146L138 145L137 143H134ZM143 144H145L146 145V143H143ZM142 144V145H143ZM149 144H150V142H149ZM178 144V143H177ZM180 144H183L184 145V143H180ZM31 146V147H35V146ZM46 145V144H45ZM48 145V144H47ZM68 145V144H67ZM66 145V146H67ZM78 146H80L79 145V143L77 144ZM76 145V146H77ZM129 145H132V144H129ZM148 145V144H147ZM171 145V144H170ZM206 145V144H205ZM37 146V145H36ZM51 146V145H50ZM56 146V145H55ZM54 146V147H55ZM61 146V145H60ZM69 146V145H68ZM102 146H104L103 148H102ZM135 146V145H134ZM134 146H131V150L133 151V148H134ZM135 146V147H136ZM172 146H173V144H172ZM181 146V145H180ZM179 145H177V147H180ZM227 146V145H226ZM29 147L27 148V149H29ZM58 147V146H57ZM106 147H108V148H106L104 151H107V153L108 152H111V150H112V152L113 151H116V150H114L113 148H111L110 150H109V144H108V146L106 145ZM130 147V146H129ZM133 147V148H132ZM138 147V146H137ZM141 147V146H140ZM143 147V146H142ZM141 147V148H142ZM144 147H147V146H144ZM157 148L159 147V146H156ZM168 146H164V148H167ZM173 147H175V146H173ZM36 148V147H35ZM56 148V147H55ZM65 148H67V147H64L63 149H65ZM155 148V147H154ZM161 148V147H160ZM169 148V147H168ZM190 148V147H189ZM42 149V148H41ZM74 149V148H73ZM129 149V148H128ZM136 149V148H135ZM134 149V150H135ZM152 149H153V147H152ZM177 149V148H176ZM179 150L180 149H182V146H181V148H178ZM48 150V149H47ZM50 150V149H49ZM53 150V149H52ZM60 150V148H58V151ZM127 150V152H125ZM159 150V149H158ZM163 150V149H162ZM64 152L66 151V150H63ZM141 151H143V150H141ZM149 151V150H148ZM147 151V152H148ZM161 151V150H160ZM164 151V150H163ZM169 151V150H168ZM51 152V151H50ZM62 152V151H61ZM90 152H92V155L95 153V155H93V156H91V153ZM109 153L110 154V156H111V154H112V156H113V158H114V156H115V159L114 160H112V161H110V162H112V164H113V161L115 162L119 157V152H118V154H117V157H116V154L115 153ZM131 152V151H130ZM182 152H183V150H182ZM57 153V152H56ZM63 153V152H62ZM66 153V152H65ZM69 153H71L70 151H68V153L67 154H69ZM88 153H90V155L88 154ZM125 153V154H124ZM131 153H134L135 154V152L133 151V152H131ZM161 153H162V155H163V152L161 151ZM185 153H186V151H185ZM61 154V153H60ZM60 154H59V156H60ZM113 154H115V155H113ZM138 154V153H137ZM136 154V155H137ZM155 154V153H154ZM160 154V153H159ZM170 154V153H169ZM178 154H180L181 155V151L178 153ZM178 154H177V156H178ZM70 155H72V153L70 154ZM49 156H50V159H52V157L54 156L53 154H52V157H51V155L49 154ZM94 156H95V158H94ZM122 156V157H123ZM135 156V155H134ZM139 156V155H138ZM143 156H145V155H143ZM158 156V155H157ZM167 156V155H166ZM169 156V155H168ZM62 157H64V156H60V157H58L57 158V161L59 162V161H61L63 158ZM71 157V156H70ZM72 157H74V155H72ZM78 156H75V159H82L83 157H79V158H77ZM87 157H86V159H87ZM148 157V156H147ZM152 157V156H151ZM154 157H156V156H154ZM154 157H152V158H154ZM162 157H164V156H162ZM181 158H183V156H180ZM185 157V156H184ZM56 158V157H55ZM93 158V159H92ZM108 159L107 161H106V159ZM161 158V157H160ZM68 159H69V157H68ZM86 159H84L85 161H86ZM100 159V160H99ZM121 159V158H120ZM135 159V158H134ZM136 159H137V157H136ZM163 159V158H162ZM161 159V160H162ZM166 159H168V158H166ZM178 159V158H177ZM186 159V158H185ZM189 159V158H188ZM71 160H73V159H71ZM83 160V159H82ZM106 162H105V161ZM143 160V159H142ZM164 160V159H163ZM179 160V159H178ZM187 160V159H186ZM78 161V160H77ZM100 161V162H99ZM103 161H104V163H103ZM137 161H139V160H137ZM166 161V160H165ZM176 161V160H175ZM189 161V160H188ZM75 163H76V161H74ZM79 162V161H78ZM91 162V161H90ZM94 162V163H95ZM117 162H119V161H117ZM132 162H133V160H132ZM135 162V161H134ZM143 162V161H142ZM153 162H155V161H153ZM179 162H181V161H179ZM87 163H88V160H87ZM93 162H91V164H92ZM93 163V164H94ZM162 163H163V161H162ZM186 164H187V162H185ZM54 164H56V163H54ZM53 164V165H54ZM70 164V163H69ZM90 164V163H89ZM103 164H108V166H106V168L104 167L105 165H103ZM140 164V163H139ZM148 164V165H147ZM151 164V163H150ZM155 164H157L158 165V163H155ZM154 164V165H155ZM165 165H166V163H164ZM181 164H182V162H181ZM185 164V165H186ZM189 164V163H188ZM63 165V164H62ZM119 165V164H118ZM124 165H125V163H124ZM161 165V164H160ZM171 165V164H170ZM183 165V164H182ZM181 165V166H182ZM58 166H60L59 165V163H58ZM74 166V165H73ZM92 166V165H91ZM117 166V165H116ZM151 166H152V164H151ZM174 166V165H173ZM172 166V167H173ZM89 167V166H88ZM96 167V168H97ZM108 167V168H107ZM111 167H112V165H111ZM140 167H141V164H140ZM139 167V169H141ZM149 167H150V165H149ZM55 168V171H56V167H54ZM83 168V167H82ZM81 168V169H82ZM117 168V167H116ZM151 168L152 167H150V169L149 170H151ZM157 167H153V169L152 170H154V169H156ZM162 168V167H161ZM164 168V167H163ZM162 168V169H163ZM165 168H166V166H165ZM174 168V167H173ZM60 169V168H59ZM105 169V170H104ZM110 170L109 172H108V170ZM159 169H160V167H159ZM167 169V168H166ZM107 170V172L108 173H111V174H108L107 175V173L105 172ZM147 170V171H146ZM151 170V172L152 173H154L153 171ZM168 170V169H167ZM173 169H171V171H172ZM178 170V169H177ZM181 170V169H180ZM179 170V171H180ZM81 171V170H80ZM95 171V170H94ZM155 171V170H154ZM174 171H176V170H174ZM130 172H131V174H130ZM141 172V171H140ZM148 172V173H147ZM150 172V173H151ZM164 172V171H163ZM166 172V171H165ZM169 172H170V170H169ZM56 173L58 174V170L56 171ZM157 173L159 174V173H161L160 172V170H159V172L157 171L156 172V174H153V176L154 175H156L157 176ZM177 173V172H176ZM179 173V172H178ZM68 173H66V175H67ZM128 174H130V176L128 175ZM135 174V173H134ZM133 174V175H134ZM166 173H164V176H166L165 175ZM80 175V174H79ZM111 175V176H110ZM144 175V176H143ZM191 175V174H190ZM106 176H110V178H106ZM134 176H136V175H134ZM160 176V175H159ZM169 176H172L170 173H169ZM169 176H167V178L169 179ZM67 177H69V176H67ZM71 177V176H70ZM95 177V178H96ZM126 177H128V178H126ZM153 179H156L155 177H152ZM160 178H162V177H160ZM66 179V177L64 178V180ZM70 179V178H69ZM94 179V178H93ZM97 179V180H98ZM164 179H166L165 177H164ZM168 179H166L165 181H168ZM172 179H173V176H172ZM176 179V178H175ZM174 179V180H175ZM62 180V179H61ZM67 180V179H66ZM80 180H82V179H80ZM86 180V179H85ZM152 180V181H151ZM137 182H138V180H136ZM156 181V180H155ZM176 181V180H175ZM64 182H66V181H64ZM71 182V181H70ZM78 182H79V179H78ZM78 182L77 183H75V184H78ZM86 182H88V181H86ZM86 182H85V184H86ZM92 182V181H91ZM141 182V183H142ZM180 181H176V183H179ZM187 182V181H186ZM82 183H83V180H82ZM161 183V182H160ZM159 183V184H160ZM165 183V182H164ZM181 183V182H180ZM180 183L178 184V185H180ZM183 181H182V185H183ZM68 184V182L66 183V186H68L67 185ZM75 184L73 185V186H75ZM190 185H191V183H189ZM83 185H84V183H83ZM83 185H82V187H83ZM171 185H172V187H173V183L171 182ZM73 186H71V187H73ZM91 186V185H90ZM96 186H95V188H96ZM163 186H161V187H163ZM174 186H175V184H174ZM68 187H70V186H68ZM75 187H77V185L75 186ZM94 187V186H93ZM172 187H170V189L172 188ZM169 188V187H168ZM181 188L182 189H184V187H182L181 186ZM75 189V191H76V188H74ZM94 189V188H93ZM170 189H169V191H170ZM175 189H177V188H175ZM179 189V188H178ZM80 190V189H79ZM83 190V189H82ZM81 190V191H82ZM87 190V189H86ZM172 190V189H171ZM181 190V189H180ZM68 191V190H67ZM72 191L73 190H71V188L69 189V193L71 192L72 193ZM78 191V190H77ZM88 191V190H87ZM87 191H86V193H87ZM89 192V191H88ZM92 192V191H91ZM181 192H183L182 190H181ZM190 192V191H189ZM73 193H74V191H73ZM79 193H80V191H79ZM78 193V194H79ZM94 193V192H93ZM178 193H179V191H178ZM177 193V194H178ZM77 194V193H76ZM163 194H164V196H163ZM177 194H176V196H177ZM190 194V193H189ZM82 195H83V193H82ZM171 195H173V194H171ZM180 195V194H179ZM195 195V194H194ZM73 196V195H72ZM77 196V195H76ZM86 196V195H85ZM87 196H88V194H87ZM89 196H91V195H89ZM95 196V195H94ZM93 196V197H94ZM97 197V198H98ZM172 197V196H171ZM171 197H168V198H171ZM85 198V197H84ZM107 199L106 200H108V197H106ZM116 198H114V199H116ZM180 198V197H179ZM178 198V199H179ZM90 199V198H89ZM110 199V198H109ZM113 199V200H114ZM176 200H177V198H175ZM182 199V198H181ZM95 200V199H94ZM101 200V199H100ZM124 200V199H123ZM184 200V199H183ZM120 201V200H119ZM118 201V202H119ZM125 201V200H124ZM123 201V202H124ZM168 201V200H167ZM179 201V200H178ZM155 202H157V203H155ZM173 203H175V202H173ZM130 204V203H129ZM120 205V204H119ZM122 205V204H121ZM125 205V204H124ZM138 205L140 206V208L138 207ZM129 206H131V205H129ZM120 207V206H119ZM123 207V206H122ZM121 207V208H122ZM132 207V206H131ZM144 207V208H143ZM180 207V206H179ZM178 207V208H179ZM124 208V207H123ZM170 208V207H169ZM125 209V208H124ZM124 209H123V212H124ZM132 209V208H131ZM156 210V211H157ZM179 210V209H178ZM135 211V210H134ZM144 211V210H143ZM146 211V210H145ZM144 211V212H145ZM147 211V212H148ZM150 213V212H149ZM153 213V212H152ZM155 213V212H154ZM120 214V213H119ZM130 215V214H129ZM159 216V215H158ZM145 218H147L146 216H144ZM129 220V219H128ZM132 221H130V222H133V219H131ZM136 221V220H135ZM149 220H147V221H145V219L143 220H139V223L140 224H145V222L147 223ZM62 222H64V221H62ZM137 223H138V219H137V221H136ZM164 222V221H163ZM134 223V222H133ZM60 226H63L62 224H61V221H60ZM75 225V227L76 228H78V224L76 225V223L74 224ZM124 225V224H123ZM128 225V224H127ZM138 225L139 224H137V225H135L134 224V226H137L136 228L138 229L139 227H138ZM139 226H141V228H142V225H139ZM164 226V225H163ZM169 226V225H168ZM64 227V226H63ZM62 227V228H63ZM66 227V226H65ZM68 227H70V226H68ZM73 227V226H72ZM126 227V226H125ZM166 227V226H165ZM175 227V226H174ZM67 228V227H66ZM131 228H133V227H131ZM135 228V227H134ZM133 228V229H134ZM171 228V227H170ZM80 230H81V232L83 231L81 228H79ZM140 229V228H139ZM166 229H168V227H166ZM66 230V229H65ZM61 231V230H60ZM137 231V230H136ZM57 232H58V230H57ZM68 231H66V232H62V233H59V234H61L62 235V237H63V240H64V242H66V243H73L72 241V239H71V236L67 233ZM133 232V231H132ZM31 234V233H30ZM163 234H165V232L163 233ZM111 238H114V237H111ZM75 239V238H74ZM110 239V238H109ZM115 239H116V237H115ZM4 240V239H3ZM81 241H82V239H81ZM85 241H86V238H85ZM114 240L113 239H111V242H113ZM131 241V240H130ZM83 242H84V240H83ZM79 243V242H78ZM10 244H12V246H13V243L11 242ZM27 244H29L30 246H31V250L33 251V253L34 254H36L37 256H40L41 257V255H42V251L40 250V248H39V246H43V245H45V242L43 241V242H41L40 240H39V238L37 239V238H35L34 236H32V235H30V237H28L27 238ZM169 244V243H168ZM93 245V244H92ZM94 246V245H93ZM9 247V246H8ZM11 247V246H10ZM95 247H96V244H95ZM121 252V251H120ZM127 252V251H126ZM121 255H122V253H121ZM11 255H9V252L7 251V249L6 248H4V243H3V241H2V239L0 238V259L1 260H3L6 264H12V263H10L11 262V257H10ZM123 256V257H122ZM121 256V258H124V255H122ZM20 257L21 256H18V261L17 262H15L14 264H24L23 263V261L20 259ZM89 259V258H88ZM87 259V260H88ZM123 260V259H122ZM124 260H125V258H124ZM90 261V260H89ZM98 262V261H97ZM86 263L87 264H98V263H96V260H94V257H93V262H92V259H91V263L89 262H87L86 261ZM100 263V262H99ZM44 264V263H43Z\"/></svg>",
	"mask_w": 264,
	"mask_h": 264
},
{
	"label": "built area",
	"instance_id": "3",
	"mask_svg": "<svg viewBox=\"0 0 264 264\" xmlns=\"http://www.w3.org/2000/svg\"><path fill=\"white\" fill-rule=\"evenodd\" d=\"M11 253L12 255L17 258L18 256H22L21 252L19 251V249L17 248V246L12 247L11 249Z\"/></svg>",
	"mask_w": 264,
	"mask_h": 264
}]
</instances>
